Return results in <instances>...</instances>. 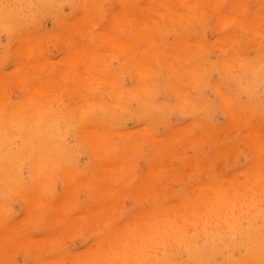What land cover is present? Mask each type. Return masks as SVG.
I'll use <instances>...</instances> for the list:
<instances>
[{
  "label": "rangeland",
  "instance_id": "1",
  "mask_svg": "<svg viewBox=\"0 0 264 264\" xmlns=\"http://www.w3.org/2000/svg\"><path fill=\"white\" fill-rule=\"evenodd\" d=\"M86 1L88 2L86 3ZM134 1L135 0H124V3H120V0H90L91 3H89V0H0V81L4 82L0 83V153L1 151H4L5 153L11 154L14 157L12 160L9 157L0 156V259H2L0 261L1 264L2 262L3 264H6L7 262L9 264H35L34 262L39 263L38 261H40L41 264H49V262L50 264H230L231 262L232 264H257L260 259L263 260L264 169L262 168L264 167V110L262 109H264V96H262V94L264 95V42L262 41H264V33L262 32H264V0H216L217 2H215V0H212V2L211 0H183V2L185 1L183 4L184 7L181 3H179L180 0H159V2L161 1L162 4H160L158 0H150L151 2H149V0H136L134 3L136 6L133 4ZM138 1H140V3H138ZM187 2L188 4L186 6L185 3ZM222 2L224 3V5H222ZM117 3L118 5H116ZM189 5L190 7L194 6L193 9H190V7H188ZM220 5H222L223 7L221 8ZM144 6L146 7L145 10H143L145 8ZM208 6L210 7V9ZM241 6L243 8L246 6L245 8H247V10L244 8L245 12H242L243 9ZM176 7H178V9ZM214 7L215 9H213ZM186 8H188L189 11ZM216 9L219 11H217ZM209 10L211 11L209 12ZM212 10L214 11L212 12ZM124 11L125 13L128 11L126 13V16ZM224 12L226 13L225 15H223ZM254 13L256 14L254 15ZM117 14L120 15L118 16ZM214 14H217L216 18ZM128 15L132 16L133 18L129 17ZM222 16H224V18ZM105 18L106 20H108L106 21ZM118 18L120 21L118 20ZM116 19L118 20V22ZM130 19L131 22L128 21ZM49 20L50 22H48ZM256 20H258V23L256 22ZM53 23L54 26H52ZM113 24L115 27L113 26ZM130 24L132 25L130 26ZM83 26L85 27V31L87 30V27L90 28H88L90 34L86 33L83 30ZM259 26L261 28L263 27L261 31L257 29ZM21 28L23 30H21ZM92 28L94 29L92 30ZM162 28L163 31H161ZM250 28L251 31H249ZM17 29H19L20 31ZM165 29H167L168 31ZM105 30L106 32H103ZM197 30H199V32ZM220 30L223 32H220ZM108 31L111 38L110 36L108 38ZM165 31L166 33H164ZM252 32L254 34H252ZM258 32H261L259 33L260 35L258 34ZM24 35L26 38L24 37ZM27 35L30 37H27ZM104 35L106 36L104 37ZM201 36H205L204 39L203 37L201 38ZM259 36L262 37L261 40ZM256 37L260 41H258ZM22 39L26 40L23 41L24 44L22 43ZM59 39H62V41ZM105 39H107V41H105ZM242 39H244V41ZM234 40L236 41L235 45L231 46L232 43L234 44ZM255 40L258 42H256ZM85 41H87V43ZM228 42L232 43L230 44ZM260 42L261 44H263L260 45ZM247 43L250 44L248 45ZM256 43L257 45H254ZM29 44L30 46L32 45L35 48L33 49V47H31L32 50H30ZM79 45L81 46L79 47ZM207 45L210 46V48ZM225 45H229V47L226 48ZM252 45L256 48H254ZM17 46L19 47L17 48ZM62 46L64 47V49H62ZM124 47H126L128 51ZM199 47L200 53H198L197 51ZM77 49L80 52L83 51L82 53H84L85 51V53L87 54L86 58L82 59L81 62L78 58L76 59L75 56L76 62H80L78 64H71V62H69L70 64H68L67 60H69L70 57L74 56L73 51H76ZM116 49L117 51H115ZM225 49L228 51H225ZM249 49L251 50L248 51ZM29 50L32 52L29 53ZM207 50H209V52L211 50L212 51L209 53ZM26 53L28 54V56H30L31 60H29V57L28 60L27 58H25ZM94 54H96L97 56ZM190 54H193L194 56L191 55V58ZM34 55L37 58L33 59ZM38 55H40V59ZM19 57H21V60ZM186 57H188L189 59ZM18 58L19 60L17 61ZM57 60H62V62L59 63L57 62ZM45 61L46 63H43ZM32 62L34 63V65H32L33 67L31 66ZM231 62L234 63V65L231 64ZM258 62H260L261 64ZM8 63L10 67L8 66ZM206 63L207 66L205 67L204 64L206 65ZM210 63L211 65H209ZM29 64L31 67L28 66ZM258 64L261 65L259 66L261 68L256 66ZM62 65L66 66L63 67ZM198 65H202V68ZM220 65L225 68H229L232 65L234 68H232L231 66V70L229 69L228 71V68L226 70ZM243 65L247 68H245ZM23 66H25V68H23ZM254 66L257 67V70L256 68L253 69ZM15 67L17 68L16 70H18L19 72H16V70L13 69ZM193 67H195L193 70L194 72L191 70L193 69ZM207 67H211L212 69H207ZM222 68L225 71H221ZM28 69L30 72H28ZM31 70L32 72L36 73L34 75L36 76L34 79L32 77L33 73H31ZM238 70L241 73H239ZM40 71H42V74ZM135 71L138 74H136ZM147 71V75L150 74V76L146 75L148 78H145V72ZM199 71L201 73H199ZM30 74L31 76H29ZM254 74L256 75V77ZM94 75L96 76L94 77ZM27 76L28 78H26ZM124 76L127 77L125 78ZM196 76H198V78ZM224 76L226 79L224 78ZM190 77H193V79ZM23 78H26L25 80L28 79L27 82H25V80L23 81ZM41 78L43 81H40ZM205 79L207 80V82ZM111 80H113L112 83ZM41 82L44 85L42 87L45 88L42 92H40L39 90V88L41 89V87H38ZM121 82L124 84H122ZM81 83L82 85H80ZM90 83H92V85L91 89L89 90L88 88L90 87ZM105 83H108V86ZM190 83L192 84V87H189ZM261 83L262 86H260ZM14 84H16L17 87L21 84L19 90ZM110 85L111 87H109ZM227 85L229 86L227 87ZM244 85L247 87H244ZM83 86L85 88H83ZM142 86H144L145 88H143ZM150 86H155L154 88H152V92L151 90H149ZM29 87L31 88L30 92ZM193 88H195V90ZM220 88H224L223 91ZM120 89L121 91H119ZM214 89L217 92L214 91ZM87 90L88 92H86ZM116 90L118 92H116ZM181 90H183V93L181 92ZM190 90H192L193 92H191L194 94L198 90L196 92L197 95H192ZM1 91H4V93ZM44 91L47 94L45 95L46 97L43 96L45 94ZM176 91L180 92L177 93ZM246 91L248 94L246 93ZM33 92L36 93V95H33ZM37 92L39 95L37 94ZM85 92L87 93V96H85ZM128 92L133 93L131 94ZM146 92L149 95L146 96ZM184 92L188 93L185 94ZM214 92L218 95H216ZM254 92L257 93L255 94ZM120 93H123V95ZM52 94L54 95L52 96ZM128 94L130 95L129 97ZM184 94L186 99L183 96ZM190 95L191 97L189 101L188 98ZM219 95L220 97L224 95V98H220ZM225 95H228L227 98L230 96V99L228 98L226 100ZM123 96L124 98H122ZM197 96H200V98ZM181 97H184V102ZM119 98L121 100H119ZM128 98H130V100ZM35 99L37 100L35 101ZM125 99H127V101ZM209 99H211L210 102ZM115 101L119 102L118 105ZM125 101L128 102L127 104L129 106H127ZM193 101L195 104H193ZM222 101H224V103ZM92 102L96 103L92 104ZM147 102L149 103L147 104ZM181 102L183 107H177L181 105ZM150 105H152V107ZM261 105L263 108L261 107ZM114 106L115 108H117V106H119V108L121 107L123 111H121V109L117 110L118 108L112 110ZM213 106L214 108L211 109ZM229 106L233 108H229ZM255 107H258L257 110ZM81 108L83 112L82 110H79L81 112L80 113L77 111V109ZM125 108L126 111L124 110ZM254 108L256 111L253 110V112L252 109ZM203 109H206L204 110L205 112L201 111ZM208 109H210V111H207ZM223 109L226 111L224 112ZM206 111L208 113L211 112L209 113V116ZM130 112L135 113H131L130 115ZM138 112H140L141 114H137ZM229 112L230 115L233 113L235 115L233 114L230 116ZM187 113L188 115H186ZM135 114H137L138 116ZM146 114H148V116ZM227 114L229 116H227ZM260 114L261 120L259 118ZM78 115H81L82 118H80L81 116L79 117ZM166 116L168 119L166 118ZM201 116L203 118L202 121ZM125 117L126 120L128 118L127 121L125 120ZM140 118L142 120H140ZM204 119L206 120V124H204ZM237 120H239L238 123ZM124 121H126L127 123ZM194 122L197 123L195 124ZM79 123L81 126L79 125ZM231 123L233 124L230 125ZM235 123L236 125H243L236 126ZM196 127L200 130H198ZM227 127L229 128L228 132L226 131L228 129ZM243 127L245 128L243 129ZM246 127L248 128L246 129ZM149 128L152 130L153 133ZM234 128H236V132L234 131ZM87 129L89 130V135L86 134L88 131ZM91 131L93 132L91 133ZM127 131H129L130 133L128 134ZM223 131L225 132V134L222 133ZM171 132L176 134L174 135ZM186 132H189V136L188 134L186 135ZM200 132L203 133L201 134ZM217 132H221L219 133L220 135L217 136ZM244 132L245 135L243 134ZM147 133L151 134V136ZM30 134L32 135V138ZM199 135L200 138L198 137ZM207 135L208 137H206ZM209 135L212 140L209 139ZM132 136L134 137L132 138ZM189 137H191V139ZM161 138H164V140L162 141ZM249 139L251 141H249ZM133 140H135V142H133ZM188 140L192 141H190L189 143ZM216 140L218 143L216 142ZM234 140L236 142H234ZM253 140L254 142H252ZM210 141H212V145L210 144ZM194 142L198 144H195ZM203 142H205V144H203ZM94 143H96V145ZM259 143H261L263 146L261 147V144ZM194 144L198 146H194ZM190 145H192V147ZM205 145L207 147H205ZM255 145H257L259 148L257 146L255 147ZM92 146L95 148V150ZM209 146L213 147L211 148ZM252 146L255 149H253ZM221 149L223 150L221 151V154H219ZM256 149L260 152H257ZM174 151L176 152V154ZM186 151L188 152L186 153ZM158 152L161 153L158 154ZM229 153L231 154V156H229ZM234 153L236 156L234 155ZM261 154H263V156H261L262 159L259 156ZM164 155L166 156L165 160L163 158L165 157ZM177 155H180V158ZM215 155L217 157V160ZM226 156L228 157V159L230 157H232V159H238L236 160L237 164L235 159L232 160L230 158L228 161ZM209 157H215V160L211 158L213 159L211 161ZM180 159L182 160V162L180 161ZM256 159L258 161L261 159L258 164L259 166L257 165L258 161ZM28 160L30 161L28 162ZM207 161H209V164L206 165ZM255 161L257 162L255 163ZM47 162L52 164L50 165ZM224 162L226 163V165L222 164ZM40 163H43V165L41 166ZM227 163L232 166L235 165V170ZM44 164H48V166H45ZM51 166H54L53 168L56 169V172H53L54 169ZM67 166L70 169H68ZM252 166L256 168H252ZM80 167L83 169L82 171L80 170ZM194 167L195 169L193 170L195 171V174L193 173V170H190ZM204 167L207 168L205 169ZM50 168H52L53 170ZM74 168L80 169H78V171ZM183 168L186 169L187 173ZM160 169H162L163 171L161 172ZM252 169L256 170L253 171ZM152 170H156L154 171L155 173L153 172L154 177L156 175L158 176L157 178H155L156 181L153 179L154 177L151 173ZM157 170L160 172H158ZM203 170L207 174H203ZM239 170L240 172H238ZM165 171L170 174H167ZM190 171L191 174H189ZM76 172H78V175L80 174L79 177H82V179L78 177ZM255 173L256 178L258 179H255ZM238 174L242 175L238 176ZM249 174L254 175L250 176ZM228 175L230 176V178L228 177ZM67 176L69 178H67ZM193 177L194 179H192ZM76 179L77 181H75ZM106 179L108 181H106ZM230 179H232V182L230 181L231 184L228 182V180ZM237 179L241 182H238ZM224 180L227 183H224ZM234 180L236 182V185L235 183L232 184ZM161 181L163 182V184H160L162 183ZM238 183L240 184L238 185ZM216 185H218L217 189H219L217 191L216 188L214 189V187H217ZM220 186H222V189L219 188ZM193 187H195V189ZM196 188L202 190L198 189V191L196 190ZM130 189H132L133 191L136 190L137 193L136 191L132 192V190ZM208 189H210V191ZM101 190L102 192H100ZM189 190L194 194L191 195L190 192H188ZM200 191L201 194L199 193ZM185 195L188 198L190 196L191 197L189 199L186 197L185 199ZM32 197L39 202H36V200ZM31 199L33 200L31 201ZM58 201H62V203H64L59 204ZM68 201H70V203ZM102 201L103 203H101ZM173 201L176 203L175 205H173ZM30 202H36L38 204L31 205ZM55 202L58 203L55 204ZM107 202L108 204H106ZM66 204L68 205L65 208ZM144 205L148 209H146ZM161 205L163 208L161 207ZM95 206L98 207L94 208ZM87 207H93V210L91 209L92 212H89L90 209H86ZM187 207L190 211L186 209ZM28 209H30V211ZM64 210L68 212V214H66L68 216L64 215ZM137 210H139L138 214H134L137 213ZM22 211H24L23 214ZM121 211L124 212L122 213ZM79 212H86L90 214L88 215L84 213V216H81ZM188 212L191 213L188 214ZM58 213L63 216L59 215ZM75 214H77L78 216L76 217ZM188 216H190V218H188ZM258 217H260V219ZM22 218H25V220ZM63 218L65 221L63 220ZM21 221L22 223H20ZM7 222H10V224H8ZM16 222L17 224L15 225ZM24 223L28 224V226L26 224L24 225ZM119 223L120 225H122L123 228H120ZM4 225L6 228L4 227ZM108 226H110V229L108 228ZM101 227L104 229L102 230ZM98 229L99 233L97 232ZM3 230H5V232ZM20 230H23V232H20ZM28 231L29 233H27ZM6 232H8L9 234ZM19 232L20 235H18ZM117 232H119L120 234H118ZM239 232L241 234H239ZM13 233L17 234L14 235ZM28 234H30V236ZM24 235L27 236L30 242H28L27 238L25 241L23 240L25 239ZM40 235L44 236V239ZM251 235L254 237H252ZM16 236L18 238H16ZM35 236L37 239H34ZM39 236L42 240L38 238ZM255 237H258L259 239L257 238V240L255 239ZM13 238L14 241L12 240ZM20 238L22 243L20 242ZM98 238L100 239L99 241ZM16 239L17 241L19 239V241L17 242ZM95 239L97 243L100 241L102 242H100V244L92 243L95 241ZM7 241H9V243ZM65 242L68 244H66ZM14 243H16L17 245ZM27 243L28 245H26ZM62 243L65 245H63ZM36 244L38 247L36 246ZM86 244L89 246H87ZM215 244H218V246ZM220 244L222 247H219ZM27 246H29L30 248L32 247L31 250H29V247L27 248L28 252L27 249H24ZM11 247L13 249H16L13 250L11 249ZM45 247H47V249ZM44 249L46 250V252L43 251ZM98 249L100 250V252L98 251ZM72 250H74L73 253L70 252ZM197 250L200 253H198ZM30 251L32 253H29ZM33 252L35 253V255L33 254ZM74 252H76V254ZM260 253H262V257ZM60 255L63 258H60ZM57 256L59 260L56 258ZM35 257H43L46 260L48 259V257H50V260H47V262L46 260H44L43 263V258H41L40 260L38 258L37 261ZM54 257L57 259L58 263L57 261L54 263V259L52 260V258ZM239 257H243L244 259L241 260ZM172 258L173 260H171ZM199 259H201L200 261L202 263L197 262L199 261ZM256 259L258 261H256ZM13 260L15 261L13 262ZM262 262L264 263V260L259 261L260 264H262Z\"/></svg>",
  "mask_w": 264,
  "mask_h": 264
},
{
  "label": "bare ground",
  "instance_id": "2",
  "mask_svg": "<svg viewBox=\"0 0 264 264\" xmlns=\"http://www.w3.org/2000/svg\"><path fill=\"white\" fill-rule=\"evenodd\" d=\"M56 1H57V0H56ZM64 1H65V0H64ZM123 1H124V0H120V3H124ZM126 1H128V0H126ZM131 1H132V0H131ZM135 1H136V0H135ZM135 1L133 2V4L135 3ZM156 1H157V0H156ZM164 1H165V0H164ZM166 1H167V0H166ZM177 1H179V0H177ZM185 1H186V0H185ZM185 1H184V2H185ZM187 1H188V0H187ZM203 1H204V0H203ZM225 1H226V0H225ZM78 2H79V1H78ZM87 2H88V1H86V3H87ZM93 2H94V1H93ZM98 2H100V1H98ZM149 2H151V1L149 0ZM158 2H159V0H158ZM184 2H183V0H182V2H181V0H180L179 3H181V4L183 5ZM190 2H191V1H190ZM211 2H212V0H211ZM215 2H217V1L215 0ZM34 3H35V2H34ZM89 3H91L90 0H89ZM94 3H95V2H94ZM112 3H113V2H112ZM112 3H111V4H112ZM138 3H140V1H138ZM156 3H157V2H156ZM159 3L162 4L161 1H160ZM164 3H165V2H164ZM222 3H223V2H222ZM222 3H221V4H222ZM263 3H264V2H263ZM263 3H262V4H263ZM84 4H85V2H84ZM129 4H130V3H129ZM129 4H128V5H129ZM133 4H132V5H133ZM148 4H149V3H148ZM165 4H166V3H165ZM173 4H174V3H173ZM187 4H188V2L185 3L186 6H187ZM49 5H50V4H49ZM93 5H94V4H93ZM116 5H118V3H117ZM122 5H123V4H122ZM124 5H125V4H124ZM134 5H135V4H134ZM144 5H146V4H144ZM163 5H164V4H163ZM169 5H170V4H169ZM222 5H224V3H223ZM222 5H220L221 8L223 7ZM246 5H247V4H246ZM59 6H60V5H59ZM135 6H136V5H135ZM138 6H139V4H138ZM148 6H149V5H148ZM152 6H153V4H152ZM156 6H158V5H156ZM258 6H259V5H258ZM3 7H4V6H3ZM122 7H123V6H122ZM133 7H134V6H133ZM140 7H141V6H140ZM144 7H145V6H144ZM144 7H142V8H144ZM164 7H165V6H164ZM178 7H179V6H178ZM178 7H176V8L178 9ZM183 7H184V5H183ZM188 7H190V5H189ZM193 7H194V6H193ZM193 7H190V9H193ZM196 7H197V6H196ZM208 7H209V6H208ZM241 7H242V6H241ZM245 7H246V6H245ZM245 7H244V8H245ZM102 8H103V7H102ZM116 8H117V7H116ZM116 8H115V9H116ZM130 8H131V6H130ZM157 8H158V7H157ZM206 8H207V7H206ZM221 8H220V9H221ZM244 8L242 7L243 10L240 8V9L242 10V12H245V11H244ZM258 8H259V7H258ZM93 9H94V8H93ZM145 9H146V7H145L143 10H145ZM186 9L189 11L188 8H186ZM186 9H185V10H186ZM203 9H205V8H203ZM207 9H208V8H207ZM209 9H210V7H209ZM213 9H215V7H214ZM245 9L247 10V8H245ZM85 10H86V9H85ZM118 10H119V9H118ZM125 10H126V8H125ZM127 10H129V9H127ZM139 10H141V9H139ZM147 10H148V9H147ZM149 10H150V9H149ZM164 10H165V8H164ZM169 10H170V8H169ZM169 10H168V11H169ZM172 10H173V9H172ZM199 10H200V9H199ZM216 10H217V9H216ZM216 10H215V12H216ZM232 10H233V9H232ZM241 10H240V11H241ZM256 10H257V9H256ZM4 11H5V10H4ZM79 11H80V10H79ZM81 11H82V10H81ZM93 11H94V10H93ZM108 11H109V10H108ZM152 11H153V10H152ZM155 11H156V10H155ZM183 11H184V10H183ZM200 11H201V10H200ZM200 11H199V13H200ZM210 11H211V10H209V12H210ZM213 11H214V10H212V12H213ZM217 11H219V10H217ZM235 11H236V10H235ZM77 12H78V11H77ZM98 12H99V11H98ZM116 12H117V11H116ZM127 12H128V11H127ZM127 12H126V13H127ZM156 12H157V11H156ZM172 12H173V11H172ZM191 12H193V11H191ZM212 12H211V13H212ZM220 12H221V11H220ZM238 12H239V11H238ZM255 12H256V11H255ZM78 13H79V12H78ZM103 13H104V12H103ZM124 13H125V11H124ZM126 13H125V16H126ZM203 13H204V12H203ZM217 13H219V12H217ZM246 13H247V12H246ZM251 13H253V12H251ZM99 14H101V13H99ZM120 14H122V13H120ZM120 14H117V15L119 16ZM132 14H134V13H132ZM141 14H142V13H141ZM180 14H181V13H180ZM197 14H198V13H197ZM197 14H196V15H197ZM225 14H226V13L224 12L223 15H225ZM255 14H256V13H254V15H255ZM88 15H89V14H88ZM91 15H92V14H91ZM102 15H103V14H102ZM130 15H131V14H130ZM130 15H128V16H129V17H132V16H130ZM137 15H138V14H137ZM216 15H217V14H214L215 18H216ZM221 15H222V14H221ZM257 15H258V14H257ZM83 16H84V15H83ZM96 16H97V15H96ZM103 16H104V15H103ZM105 16H106V15H105ZM109 16H110V15H109ZM115 16H116V14H115ZM189 16H190V15H189ZM189 16H188V17H189ZM191 16H192V14H191ZM194 16H195V15H194ZM226 16H227V15H226ZM232 16H233V15H232ZM236 16H237V15H236ZM59 17H60V16H59ZM63 17H64V16H63ZM73 17H74V16H73ZM81 17H82V15H81ZM121 17H123V16H121ZM139 17H140V16H139ZM159 17H160V16H159ZM168 17H170V16H168ZM220 17H221V16H220ZM222 17L224 18V16H222ZM228 17H229V15H228ZM228 17H227V19H228ZM230 17H231V16H230ZM234 17H235V16H234ZM254 17H255V16H254ZM132 18H133V17H132ZM140 18H141V17H140ZM140 18H139V19H140ZM210 18H212V17H210ZM210 18H209V20H210ZM122 19H123V18H122ZM128 19H129V18H128ZM141 19H142V18H141ZM146 19H147V18H146ZM176 19H177V18H176ZM178 19H179V18H178ZM188 19H190V18H188ZM262 19H263V18H262ZM105 20H106V18H105ZM107 20H108V19H107ZM107 20H106V21H107ZM116 20H117V19H116ZM118 20H119V18H118ZM118 20H117V22H118ZM153 20H154V19H153ZM165 20H166V18H165ZM165 20H163V21H165ZM170 20H171V19H170ZM183 20H184V19H183ZM204 20H205V19H204ZM204 20H203V21H204ZM219 20H220V19H219ZM225 20H226V19H225ZM72 21H73V20H72ZM119 21H120V20H119ZM128 21L131 22V19L128 20ZM138 21H139V20H138ZM171 21H172V20H171ZM171 21H169V22H171ZM186 21H187V20H186ZM257 21H258V20H256V22H257ZM19 22H20V21H19ZM44 22H45V21H44ZM48 22H50V20H49ZM73 22H74V21H73ZM84 22H85V21H84ZM99 22H100V21H99ZM133 22H134V21H133ZM139 22H140V21H139ZM167 22H168V21H167ZM177 22H178V20H177ZM226 22H227V21H226ZM235 22H236V21H235ZM54 23H56V22H54ZM54 23H53L52 26H54ZM87 23H88V22H87ZM91 23H92V22H91ZM122 23H123V22H122ZM136 23H137V22H136ZM143 23H144V22H143ZM145 23H146V22H145ZM164 23H165V22H164ZM184 23H185V22H184ZM194 23H195V22H194ZM215 23H216V22H215ZM233 23H234V22H233ZM254 23H255V22H254ZM257 23H258V22H257ZM104 24H105V23H104ZM119 24H120V23H119ZM140 24H141V23H140ZM149 24H150V23H149ZM171 24H172V23H171ZM176 24H177V23H176ZM219 24H220V23H219ZM20 25H21V24H20ZM37 25H38V24H37ZM84 25H85V24H84ZM86 25H87V24H86ZM105 25H106V24H105ZM120 25H121V24H120ZM131 25H132V24H130V26H131ZM136 25H137V24H136ZM141 25H142V24H141ZM166 25H167V23H166ZM231 25H232V24H231ZM72 26H73V25H72ZM76 26H77V25H76ZM93 26H94V25H93ZM113 26H114V24H113ZM138 26H139V25H138ZM161 26H162V25H161ZM169 26H170V25H169ZM175 26H176V25H175ZM218 26H219V25H218ZM250 26H251V25H250ZM257 26H258V25H257ZM91 27H92V26H91ZM114 27H115V26H114ZM124 27H126V26H124ZM171 27H172V26H171ZM179 27H180V26H179ZM246 27H247V26H246ZM263 27H264V26H263ZM263 27H262V28H263ZM16 28H17V27H16ZM28 28H29V27H28ZM30 28H31V27H30ZM70 28H71V27H70ZM84 28H85V27L83 26V30H84ZM88 28H89V27H87V30H86V31L84 30V31H85L86 33L90 34ZM137 28H138V27H137ZM164 28H165V27H164ZM197 28H198V27H197ZM206 28H207V27H206ZM229 28H230V27H229ZM262 28L259 26L257 29H259V30L261 31ZM19 29H20V28H19ZM19 29H17V30H19ZM66 29H67V28H66ZM89 29H90V28H89ZM93 29H94V28H92V30H93ZM96 29H97V28H96ZM135 29H136V28H135ZM167 29H168V28H167ZM167 29H165V30H167ZM201 29H202V28H201ZM203 29H204V28H203ZM234 29H235V28H234ZM243 29H244V28H243ZM21 30H23V29L21 28ZM27 30H28V29H27ZM92 30H91V31H92ZM211 30H212V29H211ZM241 30H242V29H241ZM259 30H258V31H259ZM263 30H264V29H263ZM263 30H262V31H263ZM19 31H20V30H19ZM25 31H26V30H25ZM72 31H73V30H72ZM112 31H113V29H112ZM119 31H120V30H119ZM138 31H139V30H138ZM155 31H156V30H155ZM161 31H163V28H162ZM167 31H168V30H167ZM197 31L199 32V30H197ZM215 31H216V30H215ZM246 31H247V30H246ZM249 31H251V28L249 29ZM47 32H48V31H47ZM103 32H106V30L103 31ZM158 32H159V30H158ZM179 32H180V31H179ZM195 32H196V31H195ZM205 32H206V31H205ZM220 32H223V31L220 30ZM247 32H248V31H247ZM253 32H254V31H253ZM253 32H252V34L255 33V32H254V33H253ZM19 33H21V32H19ZM38 33H39V32H38ZM42 33H43V32H42ZM111 33H112V32H111ZM114 33H115V32H114ZM164 33H166V31H165ZM164 33H163V34H164ZM215 33H216V32H215ZM240 33H242V32H240ZM248 33H249V32H248ZM259 33H261V32H258V34H259ZM262 33H264V32H262ZM92 34H93V33H92ZM119 34H120V33H119ZM127 34H128V33H127ZM127 34H124V35H127ZM159 34H160V33H159ZM198 34H199V33H198ZM205 34H206V33H205ZM21 35H22V34H21ZM85 35H86V34H85ZM106 35H107V33H106ZM106 35H104V37H105ZM115 35H117V34H115ZM157 35H158V34H157ZM201 35H202V34H201ZM215 35H216V34H215ZM243 35H244V34H243ZM245 35H246V34H245ZM250 35H251V34H250ZM259 35H260V34H259ZM61 36H62V35H61ZM87 36H88V35H87ZM90 36H91V35H90ZM109 36H110V34H109V31H108V38H109ZM138 36H139V34H138ZM159 36H160V35H159ZM165 36H166V35H165ZM224 36H225V35H224ZM248 36H249V35H248ZM253 36H254V35H253ZM263 36H264V35H263ZM24 37H25V35H24ZM27 37H30V36L27 35ZM163 37H164V36H163ZM195 37H196V36H195ZM202 37H203V36H201V38H202ZM204 37H205V36H204ZM204 37H203V39H204ZM225 37H226V36H225ZM230 37H231V36H230ZM238 37H239V36H238ZM254 37H255V36H254ZM259 37H260V36H259ZM22 38H23V37H22ZM25 38H26V37H25ZM36 38H37V37H36ZM88 38H89V37H88ZM93 38H94V37H93ZM110 38H111V36H110ZM115 38H117V37H115ZM168 38H169V37H168ZM170 38H171V37H170ZM184 38H185V37H184ZM261 38H262V37H260V40H261ZM27 39H28V38H27ZM51 39H52V37H51ZM63 39H64V38H63ZM66 39H67V38H66ZM77 39H78V36H77ZM149 39H150V38H149ZM199 39H200V38H199ZM236 39H237V38H236ZM236 39H235V40H236ZM256 39H258V38L256 37ZM24 40H25V39H24ZM24 40L22 39V43H23V44H24V42H23ZM30 40H31V39H30ZM59 40L62 41V39H59ZM67 40H68V39H67ZM98 40H99V39H98ZM208 40H209V39H208ZM229 40H230V39H229ZM235 40H234V44H233L232 42H228V43H230V44L232 43L231 46H232V45H235V42H236ZM242 40L244 41V39H242ZM260 40L258 39V41H260ZM263 40H264V39H263ZM14 41H15V40H14ZM25 41H26V40H25ZM71 41H72V40H71ZM87 41H89V40H87ZM87 41H85V42L87 43ZM105 41H107V39H105ZM109 41H110V40H109ZM133 41H134V40H133ZM133 41H132V42H133ZM178 41H180V40H178ZM212 41H213V40H212ZM245 41H246V39H245ZM255 41H256V40H255ZM258 41H256V42H258ZM35 42H36V41H35ZM77 42H78V41H77ZM85 42H84V43H85ZM93 42H94V40H93ZM117 42H118V41H117ZM122 42H124V41H122ZM136 42H137V41H136ZM185 42H186V41H185ZM195 42H196V41H195ZM201 42H202V41H201ZM238 42H239V41H238ZM249 42H250V40H249ZM262 42H264V41H262ZM22 43H21V44H22ZM30 43H31V42H30ZM68 43H69V42H68ZM104 43H105V42H104ZM153 43H154V42H153ZM159 43H160V42H159ZM187 43H188V42H187ZM198 43H199V42H198ZM254 43H255V42H254ZM14 44H15V42H14ZM25 44H26V43H25ZM31 44H32V43H31ZM36 44H37V43H36ZM36 44H34V45H36ZM89 44H90V43H89ZM117 44H118V43H117ZM136 44H137V43H136ZM149 44H150V43H149ZM191 44H193V43H191ZM202 44H203V43H202ZM208 44H209V43H208ZM213 44H214V43H213ZM247 44H248V43H247ZM249 44H250V43H249ZM249 44H248V45H249ZM262 44H263V43H262ZM262 44H261V42H260V45H262ZM32 45H33V44H32ZM32 45L30 46V44H29V46H30V47H29L30 50H32V48H31V47H33ZM74 45H75V44H74ZM90 45H91V44H90ZM94 45H95V44H94ZM107 45H108V44H107ZM113 45H114V44H113ZM167 45H168V44H167ZM196 45H198V44H196ZM204 45H205V44H204ZM214 45H215V44H214ZM221 45H222V44H221ZM254 45H257V43L254 44ZM21 46H22V45H21ZM80 46H81V45H79V47H80ZM137 46H138V45H137ZM171 46H172V45H171ZM207 46H208V45H207ZM225 46H226V48L229 47V45H228V46L225 45ZM238 46H239V45H238ZM252 46H253V45H252ZM18 47H19V46H17V48H18ZM37 47H38V46H37ZM62 47H63V46H62ZM82 47H84V46H82ZM172 47H173V46H172ZM208 47L210 48V46H208ZM212 47H213V46H212ZM233 47H235V46H233ZM240 47H241V46H240ZM244 47H245V46H244ZM250 47H251V46H250ZM253 47L256 48L255 46H253ZM253 47H252V48H253ZM24 48H26V47H24ZM27 48H28V47H27ZM34 48H35V47H33V49H34ZM86 48H87V47H86ZM124 48L127 50L126 47H124ZM137 48H139V47H137ZM159 48H160V47H159ZM184 48H185V47H184ZM201 48H202V47H201ZM241 48H242V47H241ZM245 48H246V47H245ZM62 49H64V47H63ZM120 49H121V48H120ZM166 49H167V47H166ZM166 49H165V50H166ZM202 49H203V48H202ZM204 49H205V48H204ZM220 49H221V48H220ZM230 49H231V48H230ZM230 49H229V50H230ZM247 49H248V48H247ZM19 50H21V49H19ZM26 50H28V49H26ZM30 50H29V53L32 52V51H30ZM42 50H43V49H42ZM81 50H82V49H81ZM111 50H113V49H111ZM199 50H200V47H199V49H197L198 53H200ZM205 50H206V49H205ZM217 50H219V49H217ZM250 50H251V49H249L248 51H250ZM22 51H23V50H22ZM37 51H38V49H37ZM37 51H36V52H37ZM40 51H41V50H40ZM40 51H39V53H40ZM60 51H62V50H60ZM115 51H117V49H116ZM127 51H128V50H127ZM139 51H140V50H139ZM170 51H171V50H170ZM182 51H183V50H182ZM195 51H196V50H195ZM195 51H194V52H195ZM197 51H196V52H197ZM201 51H202V50H201ZM207 51L209 52V50H207ZM211 51H212V50H211ZM211 51H210V52H211ZM213 51H214V50H213ZM215 51H216V50H215ZM225 51H228V50L225 49ZM225 51H224V52H225ZM259 51H261V50H259ZM19 52H20V51H19ZM64 52H65V51H64ZM73 52H74V56L72 55L73 57H70V59L67 60L68 64H70L69 62H71V64H73V63H74V64H75V63L78 64L80 61L82 62V59L86 58V56H87V54L85 53V51H84V53H82L83 51L80 52L78 49H77L76 51H73ZM105 52H106V51H105ZM163 52H164V51H163ZM210 52H209V53H210ZM216 52H217V51H216ZM231 52H232V50H231ZM238 52H239V51H238ZM11 53H12V52H11ZM22 53H23V52H22ZM22 53H21V54H22ZM37 53H38V52H37ZM160 53H161V52H160ZM165 53H166V52H165ZM165 53H164V54H165ZM191 53H192V52H191ZM254 53H255V52H254ZM256 53H257V50H256ZM8 54H9V53H8ZM45 54H46V53H45ZM45 54H44V55H45ZM118 54H119V53H118ZM132 54H133V53H132ZM137 54H138V53H137ZM166 54H167V53H166ZM187 54H188V53H187ZM187 54H186V56H187ZM205 54H206V53H205ZM223 54H224V53H223ZM223 54H222V55H223ZM235 54H236V53H235ZM237 54H238V53H237ZM246 54H247V52H246ZM10 55H11V54H10ZM23 55H24V54H23ZM29 55H30V54H29ZM94 55H96V54H94ZM167 55H168V54H167ZM191 55H193V54H190V57H191ZM197 55H198V54H197ZM210 55H213V54H210ZM218 55H219V54H218ZM248 55H249V54H248ZM17 56H18V55H17ZM21 56H22V55H21ZM24 56H25V55H24ZM36 56H37V55H36ZM38 56H39V59H40V55H38ZM75 56H76V59L78 58V59L80 60L78 63H77L76 60H75ZM96 56H97V55H96ZM96 56H95V57H96ZM124 56H125V55H124ZM134 56H135V53H134ZM193 56H194V55H193ZM201 56H202V55H201ZM215 56H216V55H215ZM219 56H220V55H219ZM251 56H253V55H251ZM256 56H257V55H256ZM1 57H2V56H1ZM28 57H29V60H31V59H30V56H28V54L26 53L25 58H27V60H28ZM60 57H62V56H60ZM88 57H91V56H88ZM130 57H131V56H130ZM130 57H129V58H130ZM196 57H197V56H196ZM209 57H210V56H209ZM209 57H208V58H209ZM217 57H218V56H217ZM217 57H216V58H217ZM220 57H221V56H220ZM240 57H242V56H240ZM19 58H20V60H21V57H19ZM19 58L17 59V61L19 60ZM25 58H24V59H25ZM35 58H37V57H35V55H34L33 59H35ZM43 58H44V57H43ZM135 58H136V57H135ZM152 58H153V56H152ZM156 58H157V56H156ZM158 58H159V57H158ZM186 58H188V57H186ZM191 58H192V57H191ZM191 58H190V59H191ZM193 58H194V57H193ZM210 58H211V57H210ZM233 58H234V57H233ZM57 59H58V58H57ZM188 59H189V58H188ZM199 59H200V58H199ZM219 59H220V58H219ZM22 60H23V57H22ZM47 60H48V59H47ZM59 60H60V59H59ZM59 60H57V62H59V63L62 62V60H61V61H59ZM201 60H202V59H201ZM232 60H234V59H232ZM235 60H236V59H235ZM63 61H64V60H63ZM74 61H75V62H74ZM171 61H172V60H171ZM199 61H200V60H199ZM213 61H214V60H213ZM229 61H230V60H229ZM254 61H255V60H254ZM260 61H261V59H260ZM13 62H14V61H13ZM67 62H66V63H67ZM94 62H95V60H94ZM94 62H93V63H94ZM172 62H173V61H172ZM181 62H182V61H181ZM41 63H42V61H41ZM43 63H46V61L43 62ZM59 63H58V64H59ZM66 63H65V64H66ZM83 63H84V62H83ZM88 63H89V62H88ZM93 63H92V65H93ZM186 63H187V62H186ZM208 63H209V62H208ZM212 63H213V62H212ZM236 63H237V61H236ZM258 63H260V62H258ZM12 64H13V63H12ZM36 64H37V63H36ZM63 64H64V63H63ZM86 64H87V62H86ZM90 64H91V63H90ZM157 64H158V63H157ZM159 64H160V63H159ZM231 64L234 65V63H232V62H231ZM260 64H261V63H260ZM260 64H258V65H256V66L259 67V66H261ZM32 65H34L33 62H32V64H31V66H32ZM41 65H43V64H41ZM132 65H133V64H132ZM152 65H153V64H152ZM179 65H180V64H179ZM199 65H200V64H199ZM199 65H198V66H199ZM209 65H211V63H210ZM212 65H213V64H212ZM217 65H219V64H217ZM228 65H229V64H228ZM237 65H238V64H237ZM252 65H253V63H252ZM8 66H9V63H8ZM21 66H22V65H21ZM25 66H26V65H25ZM25 66H23V68H25ZM28 66H30V64H29ZM31 66H30V67H31ZM62 66H63V65H62ZM64 66H66V65H64ZM64 66H63V67H64ZM100 66H102V65H100ZM201 66H202V65H201ZM201 66H199V67H201ZM204 66L206 67V66H207V63H206V65L204 64ZM220 66H221V65H220ZM223 66H224V64H223ZM223 66H221V67H223ZM231 66H232V65H231ZM231 66H230L229 68L226 66V67L228 68V71H229V69L231 68ZM241 66H242V65H241ZM243 66H244V65H243ZM9 67H10V66H9ZM16 67H17V66H16ZM16 67L13 68V69L16 70V69H17ZM32 67H33V66H32ZM45 67H47V66H45ZM45 67H44V68H45ZM48 67H49V66H48ZM110 67H111V66H110ZM155 67H157V66H155ZM244 67H245V66H244ZM257 67L254 66V68H253V67H252V68H253V69L256 68V70H257ZM20 68H22V67H20ZM58 68H60V67H58ZM61 68H62V67H61ZM79 68H80V67H79ZM84 68H85V67H84ZM86 68H87V67H86ZM126 68H127V67H126ZM194 68H195V67H193V69H191V70L193 71ZM197 68H198V67H197ZM201 68H202V67H201ZM203 68H204V67H203ZM214 68H215V66H214ZM223 68L227 70V68H225V67H223ZM223 68L221 69V71H225ZM232 68H234V67L232 66ZM239 68H240V66H239ZM245 68H247V67H245ZM259 68H261V67H259ZM132 69H133V68H132ZM132 69H131V70H132ZM145 69H146V67H145ZM173 69H174V68H173ZM207 69H212V68H211V67H210V68L207 67ZM241 69H243V68H241ZM38 70H39V69H38ZM45 70H46V69H45ZM45 70H44V71H45ZM63 70H64V69H63ZM74 70H75V69H74ZM74 70H73V71H74ZM98 70H99V69H98ZM124 70H125V69H124ZM138 70H141V69H138ZM196 70H197V69H196ZM230 70H231V69H230ZM234 70H237V69H234ZM234 70H233V71H234ZM258 70H261V69H258ZM17 71H18V70H16V72H17ZM47 71H48V70H47ZM78 71H79V70H78ZM83 71H84V69H83ZM96 71H97V70H96ZM102 71H103V69H102ZM156 71H157V70H156ZM173 71H174V70H173ZM247 71H248V70H247ZM247 71H246V72H247ZM250 71H251V70H250ZM14 72H15V71H14ZM18 72H19V71H18ZM28 72H30L29 69H28ZM40 72H41V74H42V71H40ZM75 72H76V71H75ZM89 72H90V71H89ZM135 72H136V71H135ZM139 72H140V71H139ZM150 72H151V71H150ZM152 72H153V70H152ZM187 72H188V71H187ZM193 72H194V71H193ZM210 72H211V71H210ZM213 72H214V71H213ZM230 72H231V71H230ZM238 72H239V70H238ZM242 72H243V71H242ZM31 73H33V76H32V77H33V79H34V78L36 77V76H34L36 73L32 72V70H31ZM76 73H77V72H76ZM85 73H86V72H85ZM98 73H99V72H98ZM141 73H142V72H141ZM147 73H148V71L145 72V76L147 75ZM154 73H155V72H154ZM199 73H201V72L199 71ZM233 73H234V72H233ZM239 73H241V72H239ZM14 74H15V73H14ZM61 74H62V72H61ZM73 74H75V73H73ZM78 74H79V73H78ZM136 74H138V73L136 72ZM165 74H166V73H165ZM210 74H211V73H210ZM215 74H217V73H215ZM96 75H97V74H96ZM96 75H94V77H95ZM99 75H100V74H99ZM115 75H117V74H115ZM129 75H130V74H129ZM148 75L150 76V74H148ZM148 75H147V76H148ZM171 75H172V74H171ZM220 75H221V74H220ZM254 75H255V74H254ZM29 76H31V74H30ZM59 76H60V75H59ZM63 76H64V75H63ZM145 76H144V77H145ZM147 76H146L145 78H148ZM194 76H195V75H194ZM204 76H205V75H204ZM250 76H251V75H250ZM12 77H13V76H12ZM71 77H72V76H71ZM80 77H81V76H80ZM82 77H85V76H82ZM124 77H125V76H124ZM126 77H127V76H126ZM126 77H125V78H126ZM135 77H136V76H135ZM138 77H139V75H138ZM188 77H189V76H188ZM196 77L198 78V76H196ZM196 77H195V78H196ZM210 77H211V76H210ZM255 77H256V75H255ZM0 78H1V77H0ZM2 78H3V77H2ZM26 78H28V76H27ZM26 78H23V81H24ZM190 78L193 79V77H190ZM195 78H194V79H195ZM197 78H196V79H197ZM215 78H216V77H215ZM224 78H225V76H224ZM85 79H86V78H85ZM90 79H91V78H90ZM108 79H109V78H108ZM111 79H112V78H111ZM118 79H119V78H118ZM203 79H204V78H203ZM210 79H211V78H210ZM225 79H226V78H225ZM230 79H231V78H230ZM1 80H2V79H1ZM27 80H28V79H27ZM27 80H25V82H27ZM80 80H81V79H80ZM87 80H88V79H87ZM87 80H86V81H87ZM94 80H95V79H94ZM123 80H124V78H123ZM139 80H140V79H139ZM187 80H188V79H187ZM201 80H202V79H201ZM205 80H206V79H205ZM205 80H204V81H205ZM208 80H209V79H208ZM227 80H228V79H227ZM248 80H250V79H248ZM40 81H43L42 78H41ZM46 81H47V80H46ZM86 81H85V82H86ZM90 81H91V80H90ZM100 81H101V80H100ZM112 81H113V80H111V83H112ZM137 81H138V80H137ZM137 81H136V82H137ZM141 81H142V80H141ZM193 81H197V80H193ZM232 81H233V80H232ZM1 82H3V81H0V83H1ZM25 82H24V83H25ZM28 82H30V81H28ZM32 82H33V81H32ZM38 82H39V81H38ZM80 82H81V81H80ZM82 82H83V81H82ZM145 82H146V81H145ZM150 82H151V81H150ZM183 82H184V81H183ZM187 82H188V81H187ZM190 82H191V81H190ZM206 82H207V80H206ZM257 82H258V81H257ZM262 82H263V81H262ZM3 83H4V82H3ZM46 83H47V82H46ZM76 83H78V82H76ZM114 83H115V82H114ZM121 83H122V82H121ZM121 83H120V84H121ZM142 83H143V82H142ZM178 83H180V82H178ZM191 83H192V82H191ZM191 83H190V86H189V87H192V84H193V83H192V84H191ZM211 83H212V82H211ZM21 84H22V83H21ZM21 84H20V85H21ZM29 84H30V83H29ZM73 84H74V83H73ZM93 84H95V83H93ZM105 84L107 85L108 83H105ZM122 84H124V83H122ZM144 84H145V83H144ZM154 84H155V83H154ZM165 84H166V83H165ZM168 84H169V83H168ZM197 84H198V83H197ZM199 84H200V83H199ZM14 85L16 86V84H14ZM14 85H13V86H14ZM20 85H19L18 87L16 86V87L18 88V90H19V87H21ZM74 85H75V84H74ZM80 85H82V83H81ZM91 85H92V83H90V87L88 86V87H89V88H88L89 90L91 89ZM100 85H101V84H100ZM114 85H115V84H114ZM193 85H194V84H193ZM202 85H203V84H202ZM202 85H201V86H202ZM206 85H207V84H206ZM206 85H205V87H206ZM39 86L41 87V89L39 88V90H40V92H42L43 89H45V88L42 87V86H44V85L42 84V82L40 83V85H38V87H39ZM93 86H94V85H93ZM107 86H108V85H107ZM119 86H121V85H119ZM208 86H209V85H208ZM215 86H216V85H215ZM215 86H214V87H215ZM228 86H229V85H227V87H228ZM260 86H262V83H261ZM31 87H32V86H31ZM38 87H37V88H38ZM102 87H103V86H102ZM109 87H111V85H110ZM114 87H115V86H114ZM142 87L145 88L144 86H142ZM150 87H151V86H150ZM150 87H149V90H151V92H152V88H154L155 86H154V87H151V88H150ZM219 87H220V85H219ZM244 87H247V86L244 85ZM255 87H256V86H255ZM29 88H30V87H29ZM29 88H28V89H29ZM32 88H33V87H32ZM37 88H35V89H37ZM77 88H78V87H77ZM81 88H82V87H81ZM83 88H85V87L83 86ZM215 88H216V87H215ZM232 88H233V87H232ZM242 88H243V86H242ZM20 89H21V88H20ZM50 89H51V88H50ZM78 89H79V88H78ZM100 89H102V88H100ZM109 89H111V88H109ZM116 89H117V88H116ZM124 89H125V88H124ZM128 89H129V88H128ZM168 89H169V88H168ZM183 89H184V88H183ZM191 89H192V88H191ZM193 89L195 90V88H193ZM196 89H197V88H196ZM218 89H219V88H218ZM220 89L223 91L224 88H223V89L220 88ZM246 89H247V88H246ZM252 89H254V88H252ZM22 90H23V89H22ZM32 90H33V89H32ZM133 90H134V89H133ZM136 90H138V89H136ZM203 90H204V89H203ZM232 90H233V89H232ZM247 90H248V89H247ZM249 90H250V89H249ZM259 90H260V89H259ZM30 91H31V88H30L29 92H30ZM37 91H38V90H37ZM48 91H49V90H48ZM83 91H84V90H83ZM119 91H121V89H120ZM171 91H172V90H171ZM173 91H174V89H173ZM186 91H187V90H186ZM191 91H192V90H190V92H191ZM197 91H198V90H197ZM197 91H196V92H197ZM208 91H210V90H208ZM214 91H216V90L214 89ZM241 91H242V90H241ZM250 91H251V90H250ZM1 92L4 93V91H1ZM11 92H12V91H11ZM29 92H28V93H29ZM57 92H58V91H57ZM86 92H88V90H87ZM86 92L84 93V94H86L85 96H87V93H86ZM89 92H90V91H89ZM116 92H118V91L116 90ZM159 92H160V91H159ZM176 92H177V91H176ZM178 92H180V91H178ZM178 92H177V93H178ZM181 92L183 93V90H181ZM192 92H193V91H192ZM192 92H191V93H192ZM194 92H195V91H194ZM196 92H195V94L197 95ZM199 92H200V91H199ZM201 92H202V91H201ZM216 92H217V91H216ZM258 92H259V91H258ZM33 93H34V92H33ZM44 93H45V91H44ZM128 93H131V92H128ZM132 93H133V92H132ZM132 93H131V94H132ZM149 93H150V92H149ZM174 93H175V92H174ZM177 93H176V94H177ZM184 93H185V92H184ZM186 93H188V92H186ZM186 93H185V94H186ZM204 93H205V91H204ZM214 93H215V92H214ZM237 93H238V92H237ZM246 93H247V91H246ZM249 93H250V92H249ZM254 93H255V92H254ZM256 93H257V92H256ZM256 93H255V94H256ZM261 93H262V91H261ZM261 93H260V94H261ZM21 94H22V91H21ZM30 94H32V93H30ZM37 94H38V92H37ZM49 94H50V93H49ZM49 94H48V95H49ZM69 94H70V93H69ZM71 94H72V93H71ZM88 94H89V93H88ZM94 94H95V93H94ZM120 94L123 95V93H120ZM176 94H175V95H176ZM185 94L183 95L184 97H185ZM193 94H194V93H192V95H193ZM195 94H194V95H195ZM199 94H200V93H199ZM215 94L218 95L217 93H215ZM222 94H223V93H222ZM244 94H245V93H244ZM247 94H248V93H247ZM33 95H36V93H34ZM38 95H39V94H38ZM41 95H42V93H41ZM41 95H40V96H41ZM45 95H47V94L45 93L43 96H45ZM53 95H54V94H52V96H53ZM89 95H90V94H89ZM126 95H127V94H126ZM126 95H125V96H126ZM138 95H139V94H138ZM138 95H137V96H138ZM142 95H144V94H142ZM147 95H149V94H147V92H146V96H147ZM151 95H152V94H151ZM178 95H179V94H178ZM240 95H241V93H240ZM253 95H254V94H253ZM258 95H259V94H258ZM24 96H25V95H24ZM29 96H30V95H29ZM29 96H28V97H29ZM129 96H130V95L128 94V97H129ZM176 96H177V95H176ZM186 96H188V95H186ZM223 96H224V95H223ZM223 96H222V97H223ZM227 96H228V95H225L226 100L230 97V96H229V97L227 98ZM235 96H236V95H235ZM262 96H264V95L262 94ZM1 97H2V96H1ZM4 97H5V96H4ZM15 97H16V96H15ZM31 97H32V96H31ZM45 97H46V96H45ZM49 97H50V96H49ZM91 97H92V95H91ZM91 97H90V98H91ZM131 97H132V96H131ZM149 97H150V96H149ZM184 97H183V98H184ZM190 97H191V95H190L189 98H188L189 101H190ZM197 97L200 98V96H197ZM204 97H205V96H204ZM206 97H207V96H206ZM209 97H211V96H209ZM219 97H220V95H219ZM222 97H220V98H222ZM21 98H22V97H21ZM26 98H27V97H26ZM29 98H30V97H29ZM29 98H28V100H29ZM32 98H33V97H32ZM52 98H54V97H52ZM90 98H89V99H90ZM115 98H116V97H115ZM122 98H124V96H123ZM140 98H141V97H140ZM173 98H174V97H173ZM183 98L181 97V99H182L183 102H184V100L186 99V97H185V99H183ZM192 98H193V97H192ZM194 98H195V97H194ZM223 98H224V97H223ZM223 98H222V99H223ZM237 98H238V97H237ZM242 98H243V97H242ZM4 99H5V98H4ZM37 99H38V97H37ZM37 99H35V101H36ZM59 99H60V98H59ZM103 99H104V98H103ZM116 99H117V98H116ZM128 99L130 100V98H128ZM133 99H134V98H133ZM229 99H230V98H229ZM233 99H234V98H233ZM247 99H248V98H247ZM8 100H9V99H8ZM22 100H23V99H22ZM28 100H27V101H28ZM48 100H49V98H48ZM72 100H73V99H72ZM94 100H95V99H94ZM119 100H121V99L119 98ZM125 100L127 101V99H125ZM143 100H144V99H143ZM171 100H172V99H171ZM182 100H181V101H182ZM198 100H199V99H198ZM202 100H203V99H202ZM205 100H206V99H205ZM231 100H232V99H231ZM33 101H34V100H33ZM117 101H118V100H117ZM126 101H125V102H126ZM206 101H207V100H206ZM210 101H211V99H209V102H210ZM7 102H8V101H7ZM67 102H68V101H67ZM115 102H116V101H115ZM142 102H144V101H142ZM187 102H188V101H187ZM198 102H199V101H198ZM198 102H197V103H198ZM202 102H203V101H202ZM202 102H200V103H202ZM222 102L224 103V101H222ZM228 102H229V101H228ZM228 102H227V104H228ZM254 102H255V101H254ZM0 103H1V102H0ZM4 103H5V102H4ZM33 103H34V102H33ZM94 103H96V102H94ZM94 103L92 102V104H94ZM116 103H117V105H118L119 102H116ZM127 103H128V102H126V104H127ZM129 103H130V102H129ZM148 103H149V102H147V104H148ZM204 103H205V101H204ZM206 103H207V102H206ZM211 103H212V102H211ZM263 103H264V102H263ZM29 104H30V103H29ZM37 104H38V103H37ZM108 104H109V102H108ZM108 104H106V105H108ZM111 104H112V102H111ZM111 104H110V105H111ZM150 104H151V102H150ZM183 104H184V103H183ZM186 104H187V103H186ZM190 104H191V103H190ZM193 104H195L194 101H193ZM225 104H226V102H225ZM249 104H250V103H249ZM252 104H253V103H252ZM259 104H260V102H259ZM25 105H26V103H25ZM30 105H31V104H30ZM35 105H36V102H35ZM47 105H48V104H47ZM59 105H60V104H59ZM103 105H104V104H103ZM113 105H114V104H113ZM113 105H112V106H113ZM134 105H135V104H134ZM168 105H169V104H168ZM184 105H185V104H184ZM210 105H212V104H210ZM213 105H214V104H213ZM222 105H223V104H222ZM222 105H221V106H222ZM230 105H231V104H230ZM237 105H238V104H237ZM254 105H255V103H254ZM262 105H263V104H262ZM262 105H261V107H262ZM54 106H55V105H54ZM92 106H93V105H92ZM98 106H99V105H98ZM119 106H120V105H119ZM119 106H117L118 109L115 108V106H114V107L112 108V110H114V109L120 110L121 107L119 108ZM127 106H129V105L127 104ZM144 106H145V105H144ZM150 106L152 107V105H150ZM176 106H177V105H176ZM191 106H192V105H191ZM191 106H190V107H191ZM203 106H204V105H203ZM208 106H209V105H208ZM251 106H253V105H251ZM58 107H59V106H58ZM79 107H80V106H79ZM90 107H91V106H90ZM177 107H181V108H182V107H183V106H182V102H181V105H180V106H177ZM192 107H193V106H192ZM258 107H259V106H258ZM258 107H257V108H258ZM27 108H28V107H27ZM147 108H148V107H147ZM159 108H160V107H159ZM164 108H165V107H164ZM168 108H169V107H168ZM196 108H197V107H196ZM205 108H207V107H205ZM213 108H214V106H213L211 109H213ZM229 108H233V107H230V106H229ZM240 108H241V107H240ZM255 108H256V107H255ZM255 108L252 109V111L255 110ZM257 108H256V110H257ZM262 108H263V107H262ZM89 109H91V108H89ZM93 109H94V108H93ZM100 109H101V107H100ZM144 109H145V108H144ZM175 109H176V108H175ZM188 109H189V108H188ZM192 109H193V108H192ZM245 109H246V108H245ZM249 109H250V108H249ZM79 110H82V108H81V109H77L78 112H80ZM109 110H110V108H109ZM117 110H116V112H117ZM124 110L126 111V108H125ZM176 110H177V109H176ZM180 110H181V109H180ZM189 110H190V109H189ZM189 110H188V111H189ZM204 110H206V109H203V110H201V111H204ZM223 110H224V109H223ZM229 110H230V109H229ZM229 110H228V111H229ZM238 110H239V109H238ZM256 110H255V111H256ZM262 110H264V109H262ZM262 110H261V111H262ZM85 111H86V110H85ZM85 111H84V112H85ZM92 111H93V110H92ZM100 111H101V110H100ZM121 111H123V110L121 109ZM125 111H124V112H125ZM128 111H129V110H128ZM154 111H155V110H154ZM181 111H182V110H181ZM192 111H193V110H192ZM207 111H210V109H208ZM207 111H206V113H207L208 116H209V115H210L209 113H211V112L208 113ZM225 111H226V110H224V112H225ZM230 111H231V110H230ZM249 111H250V110H249ZM34 112H35V111H34ZM82 112H83V110H82ZM96 112H97V111H96ZM98 112H99V111H98ZM184 112H185V111H184ZM204 112H205V111H204ZM253 112H254V111H253ZM30 113H31V112H30ZM80 113H81V112H80ZM85 113H86V112H85ZM85 113H84V114H85ZM106 113H107V112H106ZM131 113H135V112H130V115H131ZM139 113H140V112H138L137 114H139ZM146 113H147V112H146ZM175 113H176V112H175ZM190 113H191V112H190ZM190 113H189V114H190ZM197 113H198V112H197ZM249 113H250V112H249ZM263 113H264V112H263ZM11 114H12V113H11ZM95 114H96V113H95ZM104 114H105V113H104ZM137 114H135V115H137ZM140 114H141V113H140ZM142 114H143V113H142ZM151 114H152V113H151ZM181 114H182V113H181ZM233 114H234V113H233ZM233 114H231V115H233ZM261 114H262V113H261ZM261 114H260V117H259L260 120H261ZM71 115H73V114H71ZM85 115H86V114H85ZM87 115H89V114H87ZM100 115H101V114H100ZM118 115H119V114H118ZM133 115H134V114H133ZM146 115L148 116V114H146ZM186 115H188V113H187ZM229 115H230V112H229ZM229 115L227 114V116H229ZM231 115H230V116H231ZM234 115H235V114H234ZM23 116H24V115H23ZM78 116L80 117L81 115H78ZM137 116H138V115H137ZM141 116H142V115H141ZM149 116H150V115H149ZM184 116H185V115H184ZM195 116H196V115H195ZM76 117H77V116H76ZM84 117H87V116H84ZM84 117H83V120H84ZM93 117H94V116H93ZM93 117H92V118H93ZM115 117H116V116H115ZM139 117H140V116H139ZM10 118H11V117H10ZM80 118H82V116H81ZM166 118H167V116H166ZM182 118H183V117H182ZM206 118H208V117H206ZM227 118H228V117H227ZM232 118H233V117H232ZM253 118H254V117H253ZM253 118H252V119H253ZM259 118H258V119H259ZM11 119H12V118H11ZM132 119H134V118H132ZM164 119H165V117H164ZM167 119H168V118H167ZM197 119H198V118H197ZM202 119H203V118H202V116H201V121H202ZM210 119H211V117H210ZM234 119H235V117H234ZM250 119H251V118H250ZM263 119H264V117H263ZM20 120H21V119H20ZM94 120H96V119H94ZM125 120H126V117H125ZM127 120H128V118H127ZM127 120H126V121H127ZM137 120H139V119H137ZM140 120H142V119L140 118ZM172 120H173V119H172ZM199 120H200V118H199ZM204 120H205V119H204ZM230 120H231V119H230ZM254 120H255V119H254ZM254 120H253V121H254ZM28 121H29V120H28ZM81 121H82V119H81ZM91 121H92V120H91ZM110 121H111V120H110ZM126 121H124V122H126ZM228 121H229V120H228ZM238 121H239V120H237V123H238ZM247 121H248V120H247ZM250 121H251V120H250ZM250 121H249V122H250ZM154 122H155V121H154ZM166 122H167V121H166ZM203 122H204V121H203ZM208 122H209V121H208ZM208 122H207V123H208ZM234 122H235V121H234ZM234 122H233V123H234ZM251 122H252V121H251ZM256 122H257V121H256ZM18 123H19V122H18ZM36 123H37V122H36ZM111 123H112V122H111ZM113 123H115V122H113ZM126 123H127V122H126ZM126 123H125V124H126ZM140 123H141V122H140ZM152 123H153V122H152ZM152 123H149V124H152ZM192 123H193V122H192ZM194 123L196 124L197 122H194ZM209 123H210V122H209ZM233 123H231L230 125H232ZM6 124H7V123H6ZM81 124H82V123H81ZM149 124H148V125H149ZM163 124H164V123H163ZM201 124H202V123H201ZM204 124H206V120H205V123H204ZM204 124H203V126H204ZM259 124H260V122H259ZM259 124H258V125H259ZM57 125H58V124H57ZM60 125H61V124H60ZM79 125H80V123H79ZM85 125H86V124H85ZM104 125H105V124H104ZM198 125H199V124H198ZM230 125H229V127H230ZM235 125H236V123H235ZM238 125L240 126V125H243V124H237L236 126H238ZM246 125H247V124H246ZM263 125H264V124H263ZM27 126H28V125H27ZM80 126H81V125H80ZM120 126H121V125H120ZM141 126H142V125H141ZM149 126H150V125H149ZM149 126H147V127H149ZM151 126H152V125H151ZM156 126H157V125H156ZM188 126H189V125H188ZM188 126H187V129H188ZM193 126H194V125H193ZM203 126H202V127H203ZM233 126H234V125H233ZM6 127H7V125H6ZM105 127H106V126H105ZM105 127H104V128H105ZM111 127H112V126H111ZM116 127H117V126H116ZM139 127H140V126H139ZM163 127H164V126H163ZM163 127H162V128H163ZM217 127H218V126H217ZM217 127H216V128H217ZM259 127H260V126H259ZM54 128H55V127H54ZM114 128H115V127H114ZM153 128H154V127H153ZM153 128H152V129H153ZM196 128H197V127H196ZM210 128H211V127H210ZM227 128H228V127H227ZM227 128H226V129H227ZM238 128H239V127H238ZM244 128H245V127H243V129H244ZM247 128H248V127H246V129H247ZM260 128H261V127H260ZM7 129H9V128H7ZM23 129H24V128H23ZM48 129H49V128H48ZM94 129H95V128H94ZM135 129H136V127H135ZM144 129H145V128H144ZM149 129H150V128H149ZM172 129H173V128H172ZM175 129H176V128H175ZM197 129H198V128H197ZM213 129H214V128H213ZM241 129H242V128H241ZM246 129H245V130H246ZM249 129H250V128H249ZM76 130H77V129H76ZM87 130H88V129H87ZM147 130H148V129H147ZM150 130H151V129H150ZM153 130H154V129H153ZM159 130H160V129H159ZM198 130H200V129H198ZM207 130H208V129H207ZM215 130H216V129H215ZM228 130H229V128H228L226 131L228 132ZM230 130H231V129H230ZM237 130H238V129H237ZM20 131H21V130H20ZM26 131H27V130H26ZM26 131H25V132H26ZM44 131H45V130H44ZM95 131H96V130H95ZM95 131H94V132H95ZM114 131H115V130H114ZM122 131H125V130H122ZM135 131H136V130H135ZM155 131H156V130H155ZM171 131H173V130H171ZM175 131H177V130H175ZM187 131H188V130H187ZM193 131H194V130H193ZM193 131H192V132H193ZM221 131H222V129H221ZM234 131L236 132V128H234ZM247 131H248V130H247ZM16 132H17V130H16ZM27 132H28V131H27ZM71 132H72V131H71ZM88 132H89V130H88L87 133H86L87 135H89ZM92 132H93V131H91V133H92ZM97 132H98V130H97ZM106 132H107V131H106ZM112 132H113V131H112ZM117 132H118V131H117ZM127 132H128V134L130 133L129 131H127ZM151 132H152V130H151ZM151 132H150V133H151ZM179 132H180V130H179ZM189 132H190V131H189ZM189 132H186V135L188 134V136H189ZM192 132H191V133H192ZM196 132H197V131H196ZM204 132H206V131H204ZM207 132H208V131H207ZM213 132H214V131H213ZM232 132H233V129H232ZM240 132H241V131H240ZM242 132H243V131H242ZM19 133H20V132H19ZM29 133H30V132H29ZM124 133H126V132H124ZM136 133H137V132H136ZM138 133H139V132H138ZM143 133H144V132H143ZM148 133H149V131H148ZM148 133H147V134H148ZM152 133H153V132H152ZM171 133H172V132H171ZM181 133H182V131H181ZM200 133H201V132H200ZM202 133H203V132H202ZM202 133H201V134H202ZM211 133H212V132H211ZM217 133H218V132H217ZM219 133H221V132H219ZM219 133L216 134V135H217V136L220 135ZM222 133L225 134L224 131H223ZM17 134H18V133H17ZM17 134H15V135H17ZM22 134H23V132H22ZM27 134H28V133H27ZM35 134H36V133H35ZM97 134H98V133H97ZM106 134H108V133H106ZM156 134H157V133H156ZM159 134H160V133H159ZM172 134L175 135L176 133H172ZM207 134H208V133H207ZM209 134H210V133H209ZM214 134H215V133H214ZM243 134L245 135V132H244ZM248 134H249V133H248ZM30 135H31V134H30ZM103 135H104V134H103ZM109 135H110V134H109ZM136 135H137V134H136ZM140 135H141V134H140ZM143 135H144V134H143ZM148 135L151 136V134H148ZM177 135H178V134H177ZM181 135H182V134H181ZM181 135H179V136H181ZM190 135H191V134H190ZM203 135H204V134H203ZM244 135H243V136H244ZM105 136H106V135H105ZM145 136H146V135H145ZM184 136H185V135H184ZM191 136H192V135H191ZM204 136H205V135H204ZM204 136H203V137H204ZM222 136H223V134H222ZM231 136H232V135H231ZM248 136H251V135H248ZM254 136H255V135H254ZM257 136H258V135H257ZM257 136H256V137H257ZM87 137H88V136H87ZM90 137H91V136H90ZM133 137H134V136H132V138H133ZM198 137L200 138V135H199ZM203 137H202V138H203ZM206 137H208V135H207ZM212 137H213V136H212ZM214 137H215V136H214ZM256 137H255V138H256ZM259 137H260V135H259ZM31 138H32V135H31ZM106 138H107V137H106ZM128 138H129V137H128ZM138 138H139V137H138ZM146 138H148V137H146ZM168 138H169V137H168ZM178 138H180V137H178ZM189 138L191 139V137H189ZM223 138H224V137H223ZM237 138H238V137H237ZM29 139H30V138H29ZM121 139H122V138H121ZM134 139H136V138H134ZM156 139H157V138H156ZM161 139H162V138H161ZM169 139H170V138H169ZM183 139H184V138H183ZM209 139H211V138H210V135H209ZM209 139H208V140H209ZM216 139H217V137H216ZM220 139H221V137H220ZM235 139H236V138H235ZM247 139H248V137H247ZM103 140H104V138H103ZM150 140H151V139H150ZM163 140H164V138L162 139V141H163ZM165 140H166V139H165ZM202 140H203V139H202ZM204 140H206V139H204ZM211 140H212V139H211ZM213 140H214V139H213ZM244 140H245V138H244ZM263 140H264V139H263ZM31 141H32V140H31ZM31 141H30V142H31ZM33 141H34V140H33ZM89 141H90V140H89ZM105 141H106V140H105ZM157 141H159V140H157ZM162 141H161V142H162ZM180 141H181V140H180ZM185 141H186V140H185ZM188 141H189V143H190V141H192V140H188ZM188 141H187V142H188ZM195 141H196V140H195ZM199 141H201V140H199ZM223 141H224V139H223ZM249 141H251V140L249 139ZM28 142H29V141H28ZM82 142H83V141H82ZM133 142H135V140H133ZM161 142H160V143H161ZM164 142H165V141H164ZM175 142H176V141H175ZM216 142H217V140H216ZM234 142H236V141L234 140ZM252 142H254V140H253ZM1 143H2V142H1ZM91 143H92V142H91ZM99 143H100V142H99ZM148 143H149V142H148ZM158 143H159V142H158ZM168 143H169V142H168ZM179 143H180V142H179ZM191 143H192V142H191ZM194 143H195V142H194ZM211 143H212V141H210V144H211ZM217 143H218V142H217ZM219 143H220V142H219ZM255 143H256V142H255ZM28 144H29V143H28ZM94 144L96 145V143H94ZM94 144H93V145H94ZM133 144H134V143H133ZM195 144H198V143H195ZM195 144H194V146H198V145H195ZM203 144H205V142H203ZM214 144H215V143H214ZM220 144H221V143H220ZM234 144H235V143H234ZM243 144H244V143H243ZM251 144H252V143H251ZM259 144H261V143H259ZM62 145H63V143H62ZM85 145H86V144H85ZM91 145H92V144H91ZM107 145H108V144H107ZM160 145H161V144H160ZM160 145H159V146H160ZM182 145H183V144H182ZM184 145H185V144H184ZM200 145H201V143H200ZM211 145H212V144H211ZM237 145H238V144H237ZM237 145H236V146H237ZM253 145H254V144H253ZM82 146H83V145H82ZM131 146H132V145H131ZM140 146H141V145H140ZM140 146H138V147H140ZM190 146L192 147V145H190ZM194 146H193V147H194ZM202 146H203V145H202ZM216 146H217V145H216ZM234 146H235V145H234ZM244 146H245V145H244ZM249 146H250V145H249ZM249 146H248V147H249ZM256 146H257V145H255V147H256ZM262 146H263V145L261 144V147H262ZM26 147H27V146H26ZM92 147H93V146H92ZM96 147H97V146H96ZM136 147H137V146H136ZM167 147H168V146H167ZM200 147H201V146H200ZM205 147H207V146L205 145ZM209 147H211V146H209ZM212 147H213V146H212ZM212 147H211V148H212ZM231 147H232V146H231ZM252 147H253V146H252ZM257 147H258V146H257ZM85 148H86V147H85ZM93 148H94V147H93ZM97 148H98V147H97ZM187 148H188V147H187ZM194 148H195V147H194ZM232 148H233V147H232ZM258 148H259V147H258ZM98 149H99V148H98ZM188 149H189V148H188ZM188 149H187V150H188ZM200 149H201V148H200ZM205 149H206V148H205ZM214 149H215V148H214ZM217 149H219V148H217ZM223 149H224V148H223ZM223 149L220 150L219 154H221V151H222ZM230 149H231V148H230ZM253 149H255V148L253 147ZM88 150H89V149H88ZM94 150H95V148H94ZM226 150H227V149H226ZM226 150H225V151H226ZM235 150H236V148H235ZM83 151H84V150H83ZM86 151H87V149H86ZM159 151H160V150H159ZM171 151H172V150H171ZM225 151H224V152H225ZM237 151H238V149H237ZM246 151H247V150H246ZM256 151H257V149H256ZM67 152H68V151H67ZM95 152H96V151H95ZM174 152H175V151H174ZM187 152H188V151H186V153H187ZM214 152H215V151H214ZM242 152H243V151H242ZM244 152H245V150H244ZM251 152H254V151H251ZM257 152H260V151H257ZM257 152H256V153H257ZM160 153H161V152H158V154H160ZM166 153H167V152H166ZM217 153H218V152H217ZM230 153H231V150H230ZM230 153H229V154H230ZM256 153H255V154H256ZM85 154H86V153H85ZM169 154H170V153H169ZM175 154H176V152H175ZM214 154H215V153H214ZM247 154H248V153H247ZM247 154H246V155H247ZM257 154H258V153H257ZM234 155H235V153H234ZM0 156H2V157H9V158L12 159V160H13V158H14L11 154L5 153L4 151H1ZM50 156H51V155H50ZM50 156H48V157H50ZM83 156H84V155H83ZM104 156H105V155H104ZM137 156H138V155H137ZM164 156H165V155H164ZM167 156H168V154H167ZM177 156H179V158H180V155H177ZM177 156H176V157H177ZM204 156H205V155H204ZM217 156H218V155H217ZM229 156H231V154H230ZM235 156H236V155H235ZM259 156H260V158H261V156H263V154H261V155H259ZM259 156H258V157H259ZM170 157H171V155H170ZM215 157H216V155H215ZM215 157H214V158H215ZM82 158H83V157H82ZM163 158H164V160H165L166 156L163 157ZM168 158H169V157H168ZM174 158H175V157H174ZM174 158H173V159H174ZM179 158H178V159H179ZM209 158H210V157H209ZM209 158H208V160H209ZM211 158H213V157H211ZM211 158H210V159H211ZM214 158H213V159H214ZM226 158H227L228 161H229L230 158L232 159V157H230V158L228 159L227 156H226ZM251 158H252V157H251ZM255 158H256V157H255ZM50 159H51V158H50ZM182 159H183V158H182ZM193 159H194V158H193ZM196 159H197V157H196ZM213 159H211V161H212ZM233 159H235V158H233ZM233 159H232V160H233ZM261 159H262V158H261ZM261 159H260V160H261ZM214 160H215V159H214ZM216 160H217V157H216ZM236 160H238V159H235V161H236ZM256 160H257V159H256ZM260 160H259V161L257 160V161H258L257 165L259 164ZM29 161H30V160H28V162H29ZM50 161H51V160H50ZM52 161H53V160H52ZM113 161H114V160H113ZM129 161H130V160H129ZM167 161H168V160H167ZM175 161H176V160H175ZM180 161L182 162L181 159H180ZM197 161H198V159H197ZM205 161H206V160H205ZM230 161H231V160H230ZM235 161H234V162H235ZM257 161H255V163H256ZM81 162H82V161H81ZM95 162H96V160H95ZM172 162H173V161H172ZM208 162H209V161L206 162V165L209 164ZM217 162H218V161H217ZM47 163H48V162H47ZM165 163H166V162H165ZM187 163H188V161H187ZM187 163H186V164H187ZM191 163H192V162H191ZM191 163H190V164H191ZM228 163H229V162H228ZM228 163H227V164H228ZM232 163H233V162H232ZM239 163H240V162H239ZM245 163H246V162H245ZM16 164H17V163H16ZM48 164L51 165L52 163H48ZM48 164H47V165L44 164V165H45V166H48ZM63 164H64V163H63ZM75 164H76V163H75ZM104 164H105V163H104ZM150 164H151V163H150ZM186 164H185V165H186ZM197 164H198V163H197ZM222 164H225V165H226L225 162L222 163ZM236 164H237V161H236ZM251 164H252V163H251ZM19 165H21V164H19ZM40 165L42 166L43 163H42V164L40 163ZM156 165H157V164H156ZM166 165H167V164H166ZM187 165H188V164H187ZM187 165H186V166H187ZM191 165H192V164H191ZM191 165H190V166H191ZM194 165H196V164H194ZM204 165H205V164H204ZM225 165H224V166H225ZM228 165H230V164H228ZM233 165H234V164H233ZM151 166H153V165H151ZM164 166H165V165H164ZM164 166H163V167H164ZM190 166H188V167H190ZM192 166H193V165H192ZM192 166H191V167H192ZM210 166H211V165H210ZM230 166H231L232 168H234L235 165H234V166L230 165ZM243 166H244V165H243ZM258 166H259V165H258ZM17 167H18V165H17ZM51 167L53 168L54 166H51ZM130 167H131V166H130ZM143 167H144V166H143ZM148 167H149V166H148ZM154 167H155V166H154ZM238 167H239V166H238ZM244 167H245V166H244ZM52 168H50V169H52ZM67 168H68V166H67ZM75 168H76V167H75ZM75 168H74V169H75ZM80 168H81V167H80ZM80 168H78V169H80ZM91 168H92V167H91ZM168 168H169V166H168ZM198 168H199V167H198ZM204 168H205V167H204ZM206 168H207V167H206ZM206 168H205V169H206ZM224 168H225V167H224ZM250 168H251V167H250ZM252 168H256V167H253V166H252ZM50 169H49V170H50ZM53 169H54L53 172H56V171H55L56 169H55V168H53ZM53 169H52V170H53ZM68 169H70V168H68ZM78 169H75V170H78ZM183 169H184V168H183ZM193 169H195V167L192 168V169H190V170H193ZM236 169H237V168H236ZM240 169H241V168H240ZM259 169H260V168H259ZM262 169H264V167H263ZM80 170L82 171L83 169L81 168ZM160 170H161V172L163 171L162 169H160ZM166 170H167V169H166ZM168 170H169V169H168ZM184 170H185V172H186V169H184ZM188 170H189V168H188ZM188 170H187V171H188ZM234 170H235V168H234ZM249 170H250V169H249ZM252 170L254 171V170H256V169H252ZM257 170H258V169H257ZM78 171H79V170H78ZM81 171H80V172H81ZM154 171H156V170H152V172H151L153 177H154L153 174L155 173ZM157 171H158V170H157ZM229 171H230V170H229ZM236 171H237V170H236ZM43 172H44V171H43ZM50 172H51V171H50ZM50 172H49V173H50ZM136 172H137V171H136ZM139 172H140V170H139ZM153 172H154V173H153ZM158 172H160V171H158ZM165 172H166V171H165ZM194 172H195V171L193 170V173H194ZM238 172H240V170H239ZM244 172H245V171H244ZM248 172H249V171H248ZM250 172H251V171H250ZM258 172H259V171H258ZM77 173H78V172H76V174H77ZM166 173H167V172H166ZM182 173H183V172H182ZM186 173H187V172H186ZM235 173H236V172H235ZM242 173H243V171H242ZM253 173H254V172H253ZM50 174H51V173H50ZM74 174H75V173H74ZM156 174H157V172H156ZM156 174H155V175H156ZM167 174H170V173H167ZM175 174H176V173H175ZM177 174H178V173H177ZM189 174H191V171H190ZM194 174H195V173H194ZM203 174H207V173L204 172V170H203ZM236 174H237V173H236ZM244 174H245V173H244ZM72 175H73V173H72ZM77 175H78V174H77ZM79 175H80V174H79ZM79 175H78V177H79ZM240 175H242V174H240ZM240 175L238 174V176H240ZM249 175H250V174H249ZM252 175H254V174H252ZM252 175H250V176H252ZM257 175H258V174H257ZM64 176H65V175H64ZM96 176H97V175H96ZM136 176H137V175H136ZM147 176H148V175H147ZM172 176H174V175H172ZM180 176H181V174H180ZM190 176H192V175H190ZM193 176H194V175H193ZM235 176H237V175H235ZM65 177H66V176H65ZM76 177H77V176H76ZM111 177H112V176H111ZM113 177H114V176H113ZM115 177H116V176H115ZM157 177H158V176L156 175L153 179L155 180V178H157ZM188 177H189V176H188ZM218 177H219V176H218ZM228 177L230 178L229 175H228ZM67 178H69V177L67 176ZM79 178H80V177H79ZM79 178H78V179H79ZM86 178H87V177H86ZM108 178H109V177H108ZM137 178H138V177H137ZM137 178H136V179H137ZM181 178H182V177H181ZM233 178H234V177H233ZM252 178H253V177H252ZM80 179H82V177H81ZM192 179H194V177H193ZM224 179H225V178H224ZM255 179H258V178H256V173H255ZM2 180H3V179H2ZM8 180H9V179H8ZM88 180H89V179H88ZM132 180H133V179H132ZM147 180H148V179H147ZM168 180H169V179H168ZM185 180H186V179H185ZM190 180H191V179H190ZM190 180H189V181H190ZM219 180H220V179H219ZM225 180H226V179H225ZM225 180H224V183L226 182ZM231 180H232V179L228 180V182L230 183ZM235 180H236V179H235ZM235 180L233 181L232 184L235 183V185H236ZM237 180H238V179H237ZM247 180H248V179H247ZM75 181H77V179H76ZM106 181H108V180L106 179ZM155 181H156V180H155ZM162 181H163V180H162ZM162 181H161V182H162ZM173 181H174V180H173ZM182 181H183V180H182ZM67 182H68V181H67ZM86 182H87V181H86ZM86 182H85V183H86ZM88 182H89V181H88ZM102 182H103V181H102ZM102 182H101V183H102ZM111 182H112V181H111ZM132 182H133V181H132ZM194 182H195V180H194ZM194 182H193V183H194ZM214 182H216V181H214ZM221 182H222V180H221ZM231 182H232V181H231ZM238 182H241V181L238 180ZM249 182H250V181H249ZM249 182H248V183H249ZM257 182H258V181H257ZM70 183H71V182H70ZM108 183H109V182H108ZM108 183H107V184H108ZM155 183H156V182H155ZM190 183H191V182H190ZM226 183H227V182H226ZM42 184H43V183H42ZM74 184H75V183H74ZM129 184H130V183H129ZM160 184H163V182L160 183ZM178 184H179V183H178ZM203 184H204V183H203ZM203 184H202V186H203ZM230 184H231V183H230ZM230 184H229V185H230ZM239 184H240V183H238V185H239ZM256 184H257V183H256ZM66 185H67V184H66ZM76 185H77V184H76ZM194 185H195V184H194ZM196 185H197V184H196ZM206 185H207V184H206ZM220 185H221V184H220ZM223 185H224V184H223ZM247 185H248V184H247ZM40 186H41V185H40ZM61 186H62V185H61ZM77 186H78V185H77ZM128 186H129V185H128ZM128 186H127V187H128ZM144 186H145V185H144ZM147 186H148V185H147ZM153 186H154V185H153ZM160 186H161V185H160ZM200 186H201V184H200ZM216 186H217V187H214V189L216 188V191H217V190H219V189H217V188H218V185H216ZM241 186H243V185H241ZM244 186H245V185H244ZM257 186H258V185H257ZM66 187H67V186H66ZM69 187H70V185H69ZM73 187H74V185H73ZM113 187H114V186H113ZM196 187H198V186H196ZM221 187H222V186H220L219 188L222 189ZM239 187H240V186H239ZM76 188H77V187H76ZM115 188H116V187H115ZM119 188H120V187H119ZM186 188H188V187H186ZM189 188H190V187H189ZM193 188L195 189V187H193ZM203 188H204V187H203ZM206 188H207V187H206ZM231 188H232V187H231ZM247 188H248V187H247ZM255 188H256V187H255ZM259 188H260V187H259ZM7 189H8V188H7ZM72 189H73V188H72ZM121 189H122V187H121ZM124 189H125V187H124ZM184 189H185V187H184ZM198 189H199V188H196V190H198ZM214 189H213V190H214ZM244 189H245V188H244ZM130 190H132V189H130ZM156 190H157V189H156ZM156 190H155V191H156ZM187 190H188V189H187ZM192 190H193V189H192ZM199 190H202V189H199ZM199 190H198V191H199ZM208 190L210 191V189H208ZM230 190H232V189H230ZM239 190H240V189H239ZM246 190H247V189H246ZM3 191H4V190H3ZM56 191H57V189H56ZM74 191H75V190H74ZM92 191H93V190H92ZM134 191H136V190H134ZM134 191L132 190V192H134ZM214 191H215V190H214ZM214 191H213V192H214ZM6 192H7V191H6ZM89 192H90V190H89ZM100 192H102V190H101ZM160 192H161V191H160ZM169 192H171V191H169ZM188 192H190V190H189ZM196 192H197V191H196ZM196 192H195V193H196ZM213 192H212V193H213ZM228 192H229V191H228ZM7 193H8V192H7ZM70 193H71V192H70ZM79 193H80V192H79ZM119 193H120V192H119ZM136 193H137V191H136ZM182 193H183V192H182ZM199 193L201 194V191H200ZM199 193H198V194H199ZM215 193H216V192H215ZM244 193H245V192H244ZM254 193H255V191H254ZM12 194H13V193H12ZM16 194H17V193H16ZM18 194H20V193H18ZM33 194H34V193H33ZM129 194H130V193H129ZM190 194L192 195V194H194V193L190 192ZM24 195H25V193H24ZM35 195H36V194H35ZM195 195H196V194H195ZM262 195H263V194H262ZM8 196H9V194H8ZM145 196H146V195H145ZM189 196H190V195H189ZM193 196H194V195H193ZM241 196H242V195H241ZM21 197H22V196H21ZM24 197H25V196H24ZM182 197H183V196H182ZM186 197H187V196L185 195V199H186ZM190 197H191V196H190ZM190 197H189V198H190ZM14 198H15V197H14ZM29 198H31V197H29ZM32 198H33V197H32ZM187 198H188V197H187ZM189 198H188V199H189ZM17 199H18V198H17ZM33 199H35V198H33ZM33 199H31V201H32ZM53 199H54V198H53ZM59 199H60V198H59ZM126 199H127V198H126ZM151 199H152V198H151ZM167 199H168V198H167ZM170 199H171V198H170ZM188 199H187V201H188ZM224 199H225V198H224ZM35 200H36V199H35ZM61 200H62V199H61ZM130 200H131V199H130ZM138 200H140V199H138ZM145 200H146V199H145ZM172 200H173V199H172ZM180 200H181V199H180ZM43 201H44V200H43ZM59 201H60V200H59ZM59 201H58V202H59ZM66 201H67V200H66ZM165 201H166V200H165ZM257 201H258V200H257ZM2 202H3V201H2ZM14 202H16V201H14ZM19 202H20V201H19ZM36 202H39V201L36 200ZM36 202H35V203H31V202H30V203H31V205H32V204L36 205V204H38V203H36ZM58 202H57V203H58ZM68 202L70 203V201H68ZM156 202H158V201H156ZM173 202H174V201H173ZM182 202H183V200H182ZM192 202H193V201H192ZM5 203H6V202H5ZM7 203H8V201H7ZM9 203H10V202H9ZM11 203H12V202H11ZM17 203H18V202H17ZM57 203L55 202V204H57ZM60 203L63 204L64 202L62 203V201H61V202H59V204H60ZM69 203H68V204H69ZM101 203H103V201H102ZM170 203H171V202H170ZM225 203H226V202H225ZM68 204H66L65 208L67 207ZM98 204H99V203H98ZM106 204H108V202H107ZM164 204H165V203H164ZM164 204H163V206H164ZM175 204H176V203L174 202L173 205H175ZM191 204H192V203H191ZM191 204H190V205H191ZM263 204H264V203H263ZM10 205H12V204H10ZM31 205H30V206H31ZM96 205H97V204H96ZM167 205H168V203H167ZM23 206H25V205H23ZM26 206H27V205H26ZM38 206H39V205H38ZM54 206H55V205H54ZM57 206H58V205H57ZM76 206H77V205H76ZM91 206H92V205H91ZM187 206H188V205H187ZM213 206H214V205H213ZM263 206H264V205H263ZM97 207H98V206H95L94 208H97ZM106 207H107V206H106ZM144 207H145V205H144ZM161 207H162V205H161ZM191 207H192V206H191ZM193 207H194V206H193ZM110 208H111V207H110ZM145 208L148 209L147 207H145ZM162 208H163V207H162ZM175 208H176V207H175ZM178 208H179V205H178ZM178 208H177V209H178ZM217 208H218V207H217ZM26 209H27V208H26ZM73 209H74V208H73ZM86 209H90L89 212H92L93 207H92V208H88V207H87ZM91 209H92V210H91ZM186 209H188V207H187ZM195 209H196V207H195ZM202 209H203V208H202ZM22 210H23V208H22ZM28 210L30 211V209H28ZM41 210H42V209H41ZM44 210H45V209H44ZM115 210H116V209H115ZM139 210H140V209H139ZM139 210H137V213H134V214H138ZM188 210H189V209H188ZM188 210H187V211H188ZM261 210H262V209H261ZM64 211H65V210H64ZM85 211H86V210H85ZM141 211H142V209H141ZM143 211H144V209H143ZM156 211H157V209H156ZM187 211H186V212H187ZM189 211H190V210H189ZM23 212H24V211H22V214H23ZM47 212H48V211H47ZM121 212L123 213L124 211H121ZM146 212H147V211H146ZM191 212H193V211H191ZM191 212H188V214L191 213ZM56 213H57V212H56ZM79 213H80V212H79ZM84 213H86V212H84ZM84 213H80L81 216H82ZM117 213H118V212H117ZM141 213H142V212H141ZM150 213H151V211H150ZM150 213H149V214H150ZM152 213H153V212H152ZM45 214H46V213H45ZM58 214H59V213H58ZM66 214H68L67 211H65V214H64V215H66ZM69 214H70V213H69ZM72 214H73V213H72ZM86 214H88V213H86ZM86 214H85V216H86ZM89 214H90V213H89ZM89 214H88V215H89ZM145 214H146V213H145ZM145 214H144V215H145ZM147 214H148V213H147ZM154 214H155V213H154ZM169 214H170V213H169ZM188 214H187V215H188ZM260 214H261V213H260ZM42 215H44V214H42ZM51 215H52V214H51ZM59 215H61V214H59ZM75 215H76V217L78 216L77 214H75ZM140 215H141V214H140ZM140 215H139V216H140ZM144 215H143V217H144ZM22 216H23V215H22ZM37 216H38V215H37ZM54 216H55V215H54ZM61 216H63V215H61ZM66 216H68V215H66ZM69 216H70V215H69ZM73 216H74V215H73ZM81 216H79V217H81ZM83 216H84V215H83ZM121 216H122V215H121ZM41 217H42V216H41ZM50 217H52V216H50ZM71 217H72V216H71ZM71 217H70V218H71ZM89 217H90V216H89ZM157 217H158V216H157ZM25 218H27V217H25ZM25 218H22V219L25 220ZM120 218H121V217H120ZM188 218H190V216H188ZM258 218L260 219V217H258ZM6 219H7V217H6ZM28 219H29V218H28ZM41 219H42V218H41ZM50 219H51V218H50ZM80 219H81V218H80ZM89 219H90V218H89ZM115 219H116V218H115ZM146 219H147V218H146ZM36 220H37V219H36ZM63 220H64V218H63ZM3 221H4V220H3ZM3 221H2V222H3ZM64 221H65V220H64ZM79 221H80V220H79ZM214 221H215V220H214ZM259 221H260V220H259ZM23 222H24V221H23ZM39 222H40V221H39ZM83 222H84V221H83ZM90 222H91V221H90ZM5 223H6V222H5ZM5 223H3V224H5ZM7 223L10 224V222H7ZM13 223H14V222H13ZM20 223H22V221H21ZM40 223H41V222H40ZM91 223H92V222H91ZM109 223H110V222H109ZM109 223H108V224H109ZM239 223H240V222H239ZM256 223H257V222H256ZM3 224H2V225H3ZM16 224H17V222L15 223V225H16ZM25 224H26V223H24V225H25ZM37 224H38V223H37ZM113 224H114V223H113ZM116 224H117V223H116ZM221 224H222V223H221ZM244 224H245V223H244ZM257 224H258V223H257ZM2 225H1V227H2ZM24 225H23V226H24ZM26 225L28 226V224H26ZM34 225H36V224H34ZM39 225H41V224H39ZM109 225H110V224H109ZM119 225H120V223H119ZM246 225H247V223H246ZM6 226H7V224H6ZM8 226H9V225H8ZM110 226H111V225H110ZM110 226H108L109 229H110ZM117 226H118V225H117ZM117 226H116V227H117ZM142 226H143V225H142ZM253 226H254V225H253ZM4 227H5V225H4ZM14 227H15V226H14ZM17 227H19V226H17ZM29 227H30V226H29ZM37 227H38V226H37ZM89 227H90V226H89ZM116 227H111V228H116ZM121 227H122V225H120V228H121ZM239 227H240V226H239ZM5 228H6V227H5ZM99 228H100V227H99ZM122 228H123V227H122ZM1 229H2V228H1ZM3 229H4V228H3ZM29 229H30V228H29ZM101 229L103 230L104 228L101 227ZM258 229H259V228H258ZM7 230H8V229H7ZM7 230H6V231H7ZM32 230H34V229H32ZM102 230H101V231H102ZM3 231L5 232V230H3ZM13 231H14V230H13ZM35 231H36V230H35ZM244 231H245V228H244ZM261 231H262V230H261ZM0 232H1V231H0ZM20 232H23V230H20ZM20 232H19L18 235H20ZM25 232H26V231H25ZM30 232H32V231H30ZM97 232L99 233V229L97 230ZM120 232H122V231H120ZM6 233H8V232H6ZM6 233H5V235H6ZM27 233H29V231H28ZM117 233L120 234L119 232H117ZM232 233H233V232H232ZM2 234H4V233H2ZM8 234H9V233H8ZM8 234H7V235H8ZM13 234H14V233H13ZM15 234H17V233H15ZM15 234H14V235H15ZM25 234H26V233H25ZM30 234H31V233H30ZM30 234H28V235L30 236ZM54 234H56V233H54ZM95 234H96V233H95ZM239 234H241V233L239 232ZM32 235H33V234H32ZM73 235H74V234H73ZM78 235H79V234H78ZM121 235H122V233H121ZM223 235H224V234H223ZM254 235H255V234H254ZM0 236H1V234H0ZM22 236H23V235H22ZM24 236H25V235H24ZM40 236H41V235H40ZM40 236L38 237V238H40V240H42L41 237H43V239H44V236H41V237H40ZM96 236H97V235H96ZM248 236H249V235H248ZM251 236H252V235H251ZM251 236H250V237H251ZM76 237H77V236H76ZM252 237H254V236H252ZM14 238H15V237H14ZM14 238L12 239L13 241H14ZM16 238H18V237L16 236ZM26 238H27V236H25V239H23V240L25 241ZM100 238H101V237H100ZM227 238H228V237H227ZM241 238H242V237H241ZM257 238H258V237H257ZM257 238L255 237V239H257ZM34 239H37L36 236H35ZM96 239H97V238H96ZM96 239H95V241L92 242V243H97ZM203 239H204V238H203ZM242 239H243V238H242ZM242 239H241V240H242ZM249 239H250V238H249ZM258 239H259V238H258ZM258 239H257V240H258ZM27 240H28V238H27ZM90 240H91V239H90ZM92 240H94V239H92ZM99 240H100V239L98 238V241H99ZM246 240H247V238H246ZM9 241H11V240H9ZM9 241H7V242L9 243ZM16 241H17V239H16ZM18 241H19V239H18ZM18 241H17V242H18ZM31 241H32V240H31ZM34 241H36V240H34ZM34 241H33V242H34ZM198 241H199V240H198ZM20 242L22 243L21 238H20ZM20 242H19V243H20ZM28 242H30V240H28ZM45 242H46V241H45ZM72 242H73V241H72ZM100 242H102V241H100ZM100 242H98V243L100 244ZM199 242H200V241H199ZM238 242H239V241H238ZM258 242H259V241H258ZM4 243H5V242H4ZM12 243H13V242H12ZM65 243H66V242H65ZM89 243H90V241H89ZM92 243H91V244H92ZM98 243H97V244H98ZM14 244H16V243H14ZM14 244H13V245H14ZM31 244H32V243H31ZM62 244H63V243H62ZM66 244H68V243H66ZM237 244H238V243H237ZM252 244H253V243H252ZM9 245H11V244H9ZM16 245H17V244H16ZM26 245H28V243H27ZM63 245H65V244H63ZM86 245H87V244H86ZM93 245H94V244H93ZM199 245H200V244H199ZM215 245L218 246V244H215ZM2 246H3V245H2ZM4 246H5V245H4ZM36 246H37V244H36ZM41 246H42V245H41ZM53 246H54V245H53ZM61 246H62V245H61ZM87 246H89V245H87ZM220 246H221V244L219 245V247H220ZM235 246H236V245H235ZM28 247H29V246H27V247L24 248V249H27ZM37 247H38V246H37ZM59 247H60V246H59ZM104 247H105V245H104ZM106 247H107V246H106ZM221 247H222V246H221ZM231 247H232V246H231ZM29 248H30V247H29ZM45 248L47 249V247H45ZM49 248H50V247H49ZM51 248H52V247H51ZM55 248H56V247H55ZM55 248H54V249H55ZM86 248H87V247H86ZM86 248H85V251H86ZM261 248H262V247H261ZM261 248H260V249H261ZM11 249H13V248L11 247ZM14 249H16V248H14ZM14 249H13V250H14ZM17 249H18V248H17ZM19 249H20V248H19ZM31 249H32V247H31L29 250H31ZM41 249H42V248H41ZM156 249H157V248H156ZM160 249H161V248H160ZM188 249H189V248H188ZM219 249H220V248H219ZM219 249H218V250H219ZM263 249H264V248H263ZM2 250H3V249H2ZM21 250H22V249H21ZM21 250H20V251H21ZM55 250H56V249H55ZM15 251H16V250H15ZM35 251H36V250H35ZM43 251L46 252L45 249H44ZM48 251H49V249H48ZM73 251H74V250H72V251H70V252L73 253ZM98 251L100 252L99 249H98ZM189 251H190V250H189ZM239 251H240V250H239ZM241 251H243V250H241ZM255 251H256V250H255ZM17 252H18V250H17ZM27 252H28V249H27ZM102 252H103V251H102ZM190 252H191V251H190ZM197 252H198V250H197ZM243 252H245V251H243ZM6 253H7V252H6ZM29 253H32V252L30 251ZM74 253L76 254V252H74ZM77 253H78V252H77ZM83 253H84V252H83ZM193 253H194V252H193ZM198 253H200V252H198ZM198 253H197V254H198ZM235 253H236V252H235ZM241 253H242V252H241ZM258 253H259V252H258ZM20 254H21V253H20ZM22 254H23V252H22ZM33 254L35 255L34 252H33ZM39 254H40V253H39ZM159 254H160V253H159ZM159 254H158V255H159ZM236 254H237V253H236ZM236 254H235V255H236ZM261 254H262V253H260V255H261ZM8 255H11V254H8ZM16 255H17V254H16ZM42 255H43V254H42ZM42 255H40V256H42ZM44 255H45V253H44ZM210 255H211V254H210ZM240 255H241V254H240ZM3 256H4V254H3ZM58 256H59V255H58ZM58 256L56 257L57 259H58ZM241 256H242V255H241ZM257 256H258V255H257ZM1 257H2V256H1ZM13 257H14V256H13ZM24 257H25V256H24ZM36 257H37V256H36ZM36 257H35V259L37 260L39 257H38V258H36ZM43 257H44V256H43ZM43 257H41V258H43ZM102 257H103V256H102ZM182 257H183V256H182ZM184 257H185V256H184ZM196 257H197V256H196ZM261 257H262V255H261ZM9 258H10V257H9ZM11 258H12V257H11ZM31 258H32V257H31ZM41 258H39V260H40ZM49 258H50V257H48L47 260H50ZM56 258H55V257L52 258V260L54 259V263L57 261ZM60 258H63V257H61V255H60ZM64 258H65V257H64ZM66 258H67V257H66ZM210 258H211V257H210ZM218 258H219V257H218ZM223 258H224V257H223ZM239 258H240V257H239ZM254 258H255V257H254ZM4 259H5V258H4ZM194 259H195V257H194ZM219 259H220V258H219ZM240 259L242 260V259H244V258L241 257ZM247 259H248V258H247ZM251 259H252V258H251ZM257 259H258V258H257ZM257 259H256V261H258ZM1 260H2V259H0V261H1ZM33 260H34V259H33ZM36 260H35V261H36ZM42 260H43V263H44V260H46V259L43 258ZM42 260H41V262H42ZM47 260H46V262H47ZM58 260H59V259H58ZM63 260H64V259H63ZM70 260H71V258H70ZM70 260H69V261H70ZM171 260H173V258H172ZM200 260H201V259H199V261H197V262H201ZM203 260H205V259H203ZM203 260H202V261H203ZM215 260H216V259H215ZM217 260H218V259H217ZM263 260H264V258H263ZM263 260L260 259L259 261H263ZM14 261H15V260H13V262H14ZM37 261H38V260H37ZM60 261H61V260H60ZM153 261H154V260H153ZM182 261H183V260H182ZM192 261H193V260H192ZM211 261H212V260H211ZM236 261H237V260H236ZM254 261H255V260H254ZM259 261H258V263H259ZM5 262H6V260H5ZM5 262H4V263H5ZM11 262H12V261H11ZM11 262H10V263H11ZM31 262H32V261H31ZM38 262H39V263H36V262H34V263H35V264H41L40 261H38ZM46 262H45V263H46ZM188 262H190V261H188ZM212 262H213V261H212ZM7 263H8V262H7ZM7 263H6V264H7ZM52 263H53V261H52ZM57 263H58V261H57ZM67 263H68V262H67ZM201 263H202V262H201ZM236 263H237V262H236ZM250 263H251V261H250ZM258 263H257V264H258ZM260 263H261V262H260ZM260 263H259V264H260ZM0 264H1V263H0ZM2 264H3V262H2ZM8 264H9V263H8ZM16 264H17V263H16ZM49 264H50V262H49ZM59 264H60V263H59ZM165 264H166V263H165ZM176 264H179V263H176ZM191 264H192V263H191ZM193 264H194V263H193ZM208 264H209V263H208ZM210 264H212V263H210ZM213 264H214V263H213ZM230 264H232V262H231ZM253 264H254V263H253ZM262 264H264V263L262 262Z\"/></svg>",
  "mask_w": 264,
  "mask_h": 264
}]
</instances>
